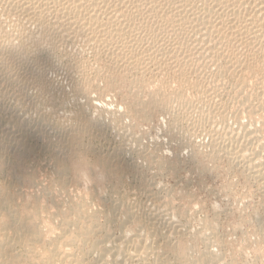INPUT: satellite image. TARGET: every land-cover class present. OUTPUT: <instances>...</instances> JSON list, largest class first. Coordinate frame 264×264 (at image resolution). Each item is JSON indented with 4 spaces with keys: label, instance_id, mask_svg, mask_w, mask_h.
<instances>
[{
    "label": "rangeland",
    "instance_id": "374dc122",
    "mask_svg": "<svg viewBox=\"0 0 264 264\" xmlns=\"http://www.w3.org/2000/svg\"><path fill=\"white\" fill-rule=\"evenodd\" d=\"M11 21H14V22H11ZM11 21H7V25L6 26H9V28H7V30L9 29V31H12L13 30V27L12 28H10L11 27V24L10 23H12V25L14 26V24H16V23H18V21L17 20H14V19H11ZM9 22V23H8ZM16 22V23H15ZM9 24V25H8ZM64 47V46H63ZM63 47H61V48H63ZM60 48V49H61ZM65 48V52L64 51H62L61 50V52H60V50H57V52L56 51H54L55 53H57L58 54V57H61V59L59 58V59H57L58 57L56 56V54L55 53H53V55H51L50 56V53H48L47 51H44L43 53L44 54H41V56H40V58L42 57L43 59L42 60H44V61H42L43 63L44 62H48L47 63V67L46 68H48L47 69V77H49L48 78V81L50 80V78H51V76H53V78H51V82L49 81V84L51 85L50 86V88L52 89H50L49 91V94H50V96L49 97H52L53 98V96L55 97V98H53L54 100H55V103L57 104H59V106H57V107H60L61 106V108L62 109H56V111H57V113L59 112V114L58 115H56V114H53L54 116V118H52L51 116H52V113H50V110H49V108L51 107H49V105H47L48 107H45L46 105L45 104H47L46 102L47 101H45V100H43V97H42V100H41V97L39 98V96L38 95H35V92H37V91H35V89L34 90H32V91H34V92H31V84L30 83H26V79L25 78H23V77H25V72H21V70H19V71H17L16 70V73H15V71H14V75L15 74H17V75H19V76H14V79L12 80V81H14V82H12V81H9V82H6L7 84H8V86L9 85H11V86H9V87H7V84L5 83V82H1V85H2V87L0 88V89H2V90H0V98L1 99H3L2 100V102L0 101V113L2 114H0L1 116V118H3V116H4V119H9L10 117H8V115L9 116H11L12 114L14 115V116H17V115H21V116H23V114L25 115V118L26 117H28L29 116V114L30 113H32L33 111H34V108H31V107H34V104L38 101V102H44L45 101V103H43L42 104V106L44 105V107L42 108V109H44V110H42V114L44 113H47L48 115H49V113H50V117L49 116H47V117H49L48 119H50V120H53V121H50V123H55V121L57 122V119H56V117H59L60 116V118H62V119H65L66 120V118H68V120H66V124H68V125H66L65 124V122L61 125V128L62 129H60V130H58L57 129V135H56V131L54 132L53 130H52V133L54 132V134H52L51 133V136L50 137H47L46 138V136L41 140L40 139V137L38 136V137H32V136H29L28 138L29 139H26L27 141H25L26 143H27V145H29V144H32V146L33 147H35V148H33V149H31L30 151H26V149H25V147L24 146H22V145H20L19 144V142H16V141H12V143L11 142H8V139H6L7 140V142H8V146L11 148H9L7 145V147H6V149H9V150H5L4 148V150H1L0 149V166L2 167V165L4 166V167H2V172H1V175H0V183L2 184H7V185H9V186H11V189L13 188V190H11L10 192H5V195H7L8 196V194H10L9 196L12 198L13 197V195L17 192V194L19 193V195H17V194H15L14 196H15V198L17 197V199H15L16 201H14V204H13V208L15 209V211H16V213H17V215L19 216V217H21L22 219H25V220H27L29 223H31V226H32V224H33V226H34V224L35 223H37V224H35V226L36 227H39L40 229H41V231H43L42 232V235H41V238H40V240L38 241V242H36V244L37 243H40V245L39 244H37V245H35V244H33V245H30L29 246V248H27L28 250H27V253L28 254H31V255H34L35 254V256H31V258H33L34 259V261L32 260V259H30L31 260V263L32 264H36V263H38L39 262V264H40V262L41 261H38V260H40V257L41 258H43V256L45 255V254H47L50 250H52V249H54V250H58V253L60 254V255H62L60 258V262H58V263H60V264H63V263H65V261H66V263L65 264H70L71 262H69V260L73 257V253L75 254L76 252H77V254L76 255H79L80 257H81V259H82V261L84 262V263H86V262H88V263H93L97 258L96 257H98L97 256V251L95 250V248H92V247H94L96 244H97V242H98V245H100V244H102V242H104V243H108L107 241L108 240H111V241H116V240H120V239H122V240H124V239H126V240H128V239H130L129 237H132V234H133V236L136 234V232L138 233V232H140V233H142L143 232V230H145L144 229V227L145 228H147L146 230H145V234H148L147 236L149 237V234H150V237L147 239V240H149V243L151 244V250H153V249H155V250H153L154 252L156 251V253L158 252V254L160 253H162V252H165L166 251V249H167V247H166V243H167V241H168V243L169 244H167V245H169V248H170V246L171 245H175V242H176V245L177 246H179L180 245V243L181 244H183V242L185 243V242H187V241H189V243H185L186 245H189V246H186V248L187 247H189L188 249H189V252H188V257H186V258H184L183 259V262H186V259L188 258V260H193V259H196V260H200L201 258H198V257H202L203 255H204V252L206 251V252H208L209 250V252H211L212 254H214L215 256L217 255V253H219V257L217 256L216 257V259L213 261V263L212 264H216V261H217V264H264V186H262L264 183V178H259L260 180H258V177H256V173H255V171H256V169L255 168H257V167H254L253 168V166L252 165H250V161H249V158H236V156L234 155V148L233 147H231V146H229V148H227V149H225V145H226V138H225V136L221 133V126L222 127H229V125L228 124H230L231 125V129H234L235 128V130H237V132H240V134H241V136H243L245 133H246V129L247 130H251L252 128L254 129L255 127H257V128H255L256 130L257 129H259V131L257 130H255L256 132H258V133H260L259 134V136H261V135H264V111L262 110V109H260V107H259V98L258 99H255V98H257V96H256V91L254 92L253 91V87H252V83H254V78H253V80H247V79H249L247 76H248V74L250 75V73H249V71L248 70H245V71H241V73L239 72V73H237V74H235L236 76H234V78H233V81H237L235 84H233L232 82H230L229 83V81H227L226 82V80H224V79H220V82L217 80V81H214L213 79V76H214V72L216 71V69H215V66H213L212 67V65H211V68H210V66L209 67H203V66H199L198 67V69L197 70H199V68L201 69V71H202V69L205 71H202V72H204V73H202L201 71L199 72L200 73V76H199V73L196 71V73H194V72H192V74H191V76H189L190 78L189 79H187V83H188V85L186 84V82L185 83H181L179 80H180V77L179 76H176V74L174 73V72H170V73H167L164 77H165V79L168 77V75L170 76V77H168V79L170 78V79H172V80H165L164 78V80L163 79H160L161 81L163 80L164 81V83L163 82H161L162 83V85L160 84V80H159V82H158V77H156L154 74H153V71H150V70H144V69H140V68H138V69H133V70H135V71H132L131 69V67L130 66H127L126 65V63H124L123 65H122V63H123V61H120L121 63H120V65H119V63H118V65H116V63L117 62H115L114 60H112V58L110 59L109 58V55H107V54H105V53H100V54H102V57L100 58V54H98L97 52H95V51H93V50H90L91 52H88L89 51V49H87V50H84L83 52H79L80 53V56H79V53L77 52V51H79L78 49H74V48H70V47H64ZM69 49V50H68ZM71 49V50H70ZM72 49H74V50H76V51H74V50H72ZM72 51V52H71ZM67 52V53H66ZM86 52V53H85ZM72 54V55H70V54ZM73 53H74V56H73ZM78 53V54H77ZM83 53V54H82ZM96 53V54H95ZM62 54V55H61ZM67 55V56H65V57H67V58H63V56L64 55ZM77 54V55H76ZM82 54V55H81ZM97 54H98V57H97ZM105 54V55H104ZM47 55L48 56H50V58H48L47 57ZM89 55V56H88ZM107 55V56H106ZM44 56V57H43ZM57 57L56 59H54L55 57ZM71 56V57H70ZM77 56V58L75 59V57ZM106 56V57H105ZM47 57V58H46ZM54 57V58H53ZM74 57V58H73ZM79 57H80V60H79ZM82 57V58H81ZM46 60H45V59ZM53 58V59H52ZM68 58H70V59H68ZM87 58V59H86ZM107 58L108 59H110V61L109 60H107ZM50 59H52V60H59L60 62H61V64H59V62H58V64H59V66H60V68H59V66L58 65H56V66H54L53 68H52V66L50 65V64H52L51 63V61L52 60H50ZM75 59V63H74V61L73 60ZM81 59H82V61H81ZM64 60V61H63ZM71 60H72V62H71ZM77 61V62H76ZM82 62V64H81V62ZM109 61V62H108ZM114 61V62H113ZM52 62H54V61H52ZM62 62H64V63H62ZM68 62V63H67ZM70 62L72 63V65H74V68L72 69V65H70ZM80 64H79V63ZM84 62H86L87 64H85L84 66H83V64H84ZM107 64H105V63ZM46 63H44V64H46ZM50 63V64H49ZM78 63V64H77ZM89 63V64H88ZM67 64V65H66ZM75 64H76V66H75ZM110 64H111V67H110ZM115 66H114V65ZM70 65V66H69ZM79 65V67H77ZM86 65H87V67H89V68H87L86 67ZM94 65V66H93ZM101 65V66H100ZM113 65V66H112ZM122 65V66H121ZM48 66H50L52 69H54V70H52L51 71V68L50 67H48ZM64 66V67H63ZM65 66H66V68H65ZM99 66V67H98ZM116 66L118 67V66H120V67H118V68H116ZM83 67V69L85 68V71L83 70V69H80V68H82ZM96 67H98V68H96ZM101 67V68H100ZM108 67V68H107ZM113 67H115L114 69H113ZM122 67H123V69H122ZM202 67V68H201ZM56 68V69H55ZM77 68H79L78 70H80V71H82V72H80L79 73V71L77 70ZM100 68V69H99ZM103 68V69H102ZM104 68L106 69V70H104ZM112 69V71H114V73H112V71H111V73H110V71H107V70H109V69ZM123 70H121V69ZM126 68H128L130 71H131V74L128 72L127 73V71H128V69H127V71H125L126 70ZM131 68V69H130ZM50 69V70H49ZM69 69H71V70H69ZM88 69H89V71H88ZM98 69V70H97ZM120 69V70H119ZM209 69V70H208ZM67 70V71H66ZM73 70V71H72ZM75 70V71H74ZM143 70V71H142ZM208 70V71H207ZM52 72L51 74H50V72ZM58 71V72H57ZM64 71V72H63ZM70 71V73L72 74H70V73H68ZM101 71V72H100ZM118 71V72H117ZM140 71V72H139ZM145 71V72H144ZM147 71H149L148 73H147ZM207 71V72H206ZM22 73L21 74V76H20V73ZM49 72V73H48ZM76 72V73H75ZM78 72V73H77ZM83 72H85V73H83ZM89 72V74L87 75L86 73H88ZM99 72V74H97ZM103 72V74H101ZM126 74H125V73ZM136 72V73H135ZM212 72V73H211ZM54 73V74H53ZM82 73H83V75H82ZM117 73V74H116ZM120 73H122V74H120ZM143 73V74H142ZM146 73V74H145ZM205 74V76H204V78H203V75ZM206 73H208V74H206ZM245 73H247V76H246V74ZM63 74V75H62ZM77 74V75H76ZM92 74V75H91ZM100 74H101V77H100ZM105 74V75H104ZM106 74L108 75V78H106L107 76H106ZM111 74V76H112V78L114 79V83L112 82V84L111 85H113V87H115V88H113L112 89V86H110L109 85V83L107 84V82H108V79H109V75ZM116 74V75H115ZM130 74V75H129ZM142 74V75H141ZM241 74V75H240ZM56 75V76H55ZM66 75L68 76V77H66ZM80 75V76H79ZM85 75V76H84ZM95 75H96V77H95ZM104 75V76H103ZM117 75H118V77H117ZM123 75H125L124 77H123ZM129 75V76H128ZM134 75V76H133ZM137 75V76H136ZM175 75V76H174ZM201 75H202V78H201ZM207 75V76H206ZM212 75V76H211ZM55 76V77H54ZM73 76L74 77H76V78H74L73 79ZM87 76V77H86ZM106 76V77H105ZM122 76V77H121ZM152 76V77H151ZM153 76H155L156 77V79H154L155 77H153ZM174 76V77H173ZM198 76V77H197ZM16 77V78H15ZM81 79H79V78ZM83 77V78H82ZM94 77L97 79H94ZM100 79H99V78ZM102 77H105V78H103L102 79ZM137 77H139L140 78V81H141V83L139 84V86H138V83H139V78L137 79ZM142 77H144V79L146 80V82L148 83H146V82H144V79L142 78ZM147 77V78H146ZM195 77V78H194ZM212 77V78H211ZM237 77V78H236ZM240 77H241V79H240ZM244 77V78H243ZM247 77V78H246ZM17 78H19V80L17 79ZM20 78H22V79H20ZM61 78V79H60ZM66 78H67V80H66ZM72 80H71V79ZM92 78L93 80H90V79ZM120 80V78H122L121 80H120V83H122V80L125 78L126 79V81L125 80H123V83L124 84H120L119 83V80ZM134 78V79H133ZM178 78V79H177ZM192 78H193V80L195 81V82H193L194 83V85L192 84ZM197 78H199V79H197ZM209 78V79H208ZM211 78V79H210ZM251 78V79H252ZM25 80V84H27V85H25L24 84V80ZM70 79V80H69ZM76 79H78V81H76V82H79V81H81V82H83V79L85 80L84 82H83V84H85V86L86 87H84V93H82V94H80V98H79V102H81V101H83V102H81V104H83V106L85 107H89V109H86V112H87V114H88V117L90 116V115H92V116H94V115H97L96 113L98 112V114L100 115V117H99V115H97V117H99V118H103L102 119V121L104 120L105 122H104V126L103 127H105L102 131H103V133H102V131H101V133H98V134H94L95 132H90L89 134H90V136H88L89 134L88 133H86L85 135L84 134H82V135H77L76 137L74 136V137H71L74 133H70V130H72L75 126H73V125H75L76 123H79L75 118H74V116H76L75 115V110H72V109H75L74 107H76V102L74 103V98L72 97V95L74 96V89H75V85H73V83L75 82V81H73V80H76ZM174 79V80H173ZM191 79V80H190ZM197 79V80H196ZM202 79H204V80H206V81H204L203 82V80ZM243 79V80H242ZM55 80V81H54ZM57 80V81H56ZM60 80V81H59ZM66 80V81H65ZM89 81V83H88V81ZM103 80V81H102ZM115 80L117 81V82H115ZM136 81V82H134V81ZM142 80H143V82H142ZM149 80V81H148ZM156 80V82H154V81ZM177 80V81H176ZM190 80V81H189ZM198 80H200V81H198ZM202 80V81H201ZM208 80V81H207ZM209 80H211V81H209ZM17 81H18V84H17ZM19 81L21 82L20 84H24L23 86H21L20 84H19ZM70 81H73V82H70ZM92 81V82H91ZM93 81H95V82H93ZM106 81V82H105ZM128 81H131V82H128ZM133 81V82H132ZM167 81V82H166ZM212 81H214V82H212ZM247 81V82H246ZM252 81V82H251ZM11 82H12V84H14V85H12L11 84ZM59 82V83H58ZM76 82L74 83V84H76ZM97 82H98V84H97ZM128 82V83H127ZM152 82V83H151ZM180 82V83H179ZM200 82V83H199ZM218 82V83H217ZM240 82V83H239ZM86 83H87V85H86ZM90 83H92V84H90ZM94 83H95V85H94ZM118 83V84H117ZM130 83H131V85H130ZM137 83V84H136ZM145 83H146V87H145ZM151 83V84H150ZM155 83H158L157 85H156V87H158L159 85H160V87L162 88L163 87V90H164V93L166 94V92H167V89L168 88H171L172 90L170 91V89H168V96L170 95V97H171V99L173 100V102H172V100H171V103H173V105L171 104V106L173 107V106H175V107H170L169 108V110L167 109L166 111L167 112H165V110H162L161 111V109H159V110H156V109H151L150 110V112H149V115H148V117L146 118V119H144V118H142L141 119V117H138L137 115H134V114H132L129 110L131 109V107L133 108L135 105H136V107H134V108H137V106H138V110H143L144 108H146V107H148L147 106V104H149L148 102L150 101V93L148 92L149 91V89L151 88H154V85H155ZM166 83V84H165ZM174 83H176V84H174ZM178 83H179V85H178ZM203 83V84H202ZM206 83V85H207V87L208 88H205L206 87V85H204ZM210 83V84H209ZM216 84L217 83V85L219 84V86H218V89H217V87H213V86H215L214 84ZM227 83H229V84H227ZM242 83V84H241ZM251 83V84H250ZM6 85V87H5V85ZM16 84V85H15ZM61 84V85H60ZM122 85V86H120V85ZM134 84V85H133ZM144 84V85H143ZM180 84H181V87L182 88H184L185 87V85H187L186 86V89L184 88V89H182L181 87H179L180 86ZM190 84V85H189ZM196 84V85H195ZM198 84H202L201 86H200V88H199V86L197 87V85ZM213 84V85H212ZM250 85V87H249V85ZM4 85V86H3ZM29 85V86H28ZM53 85V86H52ZM54 85H55V87L56 88H54ZM57 85V86H56ZM88 85H90V86H88ZM95 86V87H91V86ZM108 85L110 86V87H108ZM119 87H118V86ZM153 85V86H152ZM184 85V86H183ZM209 85V86H208ZM216 85V86H217ZM227 85V86H226ZM238 85V86H237ZM240 85H242V86H240ZM244 85V86H243ZM248 85V86H247ZM27 86H28V88H27ZM68 86V87H67ZM96 86H98V87H96ZM133 86H135V87H133ZM137 86V87H136ZM142 86V87H141ZM144 86V87H143ZM149 86V87H148ZM167 86V87H166ZM189 86V88H191V89H187V87ZM194 86H196V87H194ZM246 86V87H245ZM14 89H13V88ZM16 87H18V88H16ZM19 87H20V89L21 88H23V91H24V93H25V95H27V96H25V98L23 97L22 99L21 98H18L17 96H15L16 95V93L14 94L13 92H16L17 91V93H20V89H19ZM61 87H63V89H61V90H63V91H61L60 90V88ZM69 87H72V88H70L69 89ZM74 87V88H73ZM90 87L92 88L91 90H90ZM117 87H118V89H117ZM148 87V88H147ZM159 87V88H160ZM179 87V88H178ZM203 87V88H202ZM210 87V88H209ZM216 88L217 89V92H220V93H218V97H217V99H219L220 101H218L217 100V102L218 103H220V104H223V105H221L223 108H222V111L224 112V114H225V116L227 117L225 120H223V122L221 121L220 122V120H218V117H216V118H213L212 120H211V122L210 121H205L206 123H204V122H200V125H199V122L196 120V117H195V115H196V112H195V110L194 109H197L198 108V105H199V107L200 106H203V105H205V99H204V94L205 93H207L208 91H209V89H210V91L209 92H211V89L212 88ZM230 89H229V88ZM233 87V88H232ZM239 87V88H238ZM242 87H244V88H242ZM252 87V88H251ZM7 88V89H6ZM10 89V91L8 92V90ZM57 88H59L57 91V95L54 93V91L56 92V90L55 89H57ZM64 88H66V89H64ZM88 88V89H87ZM95 88H96V91H92V90H95ZM107 88V90H106V93H105V89ZM110 88V89H109ZM134 88V89H133ZM137 88V89H136ZM178 88V89H177ZM200 89V91H201V94H200V92H198V90ZM221 88V89H220ZM241 88V89H240ZM16 89V90H15ZM32 89H33V86H32ZM85 89H87V91L89 92V94L91 93V95H89L88 96V93H87V91L85 90ZM116 89H117V91H116ZM150 89V90H151ZM194 89V90H193ZM197 91H196V90ZM205 89H207V90H205ZM243 89V90H242ZM252 89V90H251ZM6 91V92H4V94H5V97H4V94H3V91ZM19 90V91H18ZM27 90H29V91H27ZM64 90H65V92H64ZM67 90V91H66ZM98 90V91H97ZM101 90V91H100ZM103 90V91H102ZM143 90V91H142ZM146 90H148L147 92H146ZM166 90V91H165ZM176 92H175V91ZM179 90V93H180V95L183 97H181L180 95H179V93L177 92ZM183 91V92H181V91ZM204 90V91H203ZM219 90H221V91H219ZM239 90V91H238ZM246 90V91H245ZM250 90V91H249ZM2 91V92H1ZM27 91V92H26ZM72 91V92H71ZM91 91V92H90ZM145 91V92H144ZM188 91H189V93H188ZM207 91V92H206ZM236 91V92H235ZM252 91V92H251ZM10 92H11V94H10ZM52 92V93H51ZM61 94H60V93ZM69 92V93H68ZM87 94H86V93ZM99 92V93H98ZM111 92V93H110ZM134 92H135V94H134ZM144 92V93H143ZM172 92V93H171ZM186 92V93H185ZM204 92V93H203ZM259 92V91H258ZM1 93L3 94V96L1 95ZM9 94V96H8V94ZM30 95V96H28V94ZM34 93V94H33ZM65 93V96L67 97V94H68V96L70 97L69 99H68V97H67V99H66V97L64 96V95H62V94H64ZM72 95H71V94ZM100 93L102 94V96L100 95ZM140 93H143L142 95H145L144 97L143 96H141V95H139ZM188 93V94H187ZM239 93V94H238ZM252 93V94H251ZM13 94V95H12ZM37 94V93H36ZM47 94H48V92H47ZM46 94V95H47ZM48 94V95H49ZM52 94V95H51ZM54 94V95H53ZM86 94V95H85ZM106 95V97H105V95ZM109 94V95H108ZM146 94H149V95H146ZM166 94V95H167ZM196 94V95H195ZM61 95V96H60ZM83 95V96H82ZM98 95V96H97ZM133 97H132V96ZM185 95V96H184ZM186 95H189L191 98V100H188L189 99V96H186ZM245 95V96H244ZM251 95V96H250ZM258 95V94H257ZM7 96V97H6ZM11 96V97H10ZM13 96H14V98H13ZM33 96H36V97H33ZM37 96H38V98H37ZM86 96V97H85ZM132 97V98H130V97ZM138 96V97H137ZM149 96V97H148ZM178 96V97H177ZM199 97V98H197V97ZM201 96H202V99H201ZM206 96H207V94H205V98H206ZM223 96V97H222ZM229 96V97H228ZM239 96V97H238ZM249 96V97H248ZM17 97V98H16ZM29 99H28V98ZM88 97V98H87ZM95 97H97V98H95ZM101 97V98H100ZM176 97L178 98V99H176ZM179 97H181V98H179ZM186 97H188V99L186 98ZM251 97V98H250ZM253 97H254V99H253ZM6 98V99H5ZM9 98V99H8ZM12 98V99H11ZM33 100V102L31 103V99ZM35 98V99H34ZM57 98V99H56ZM61 98V99H60ZM63 98H65V99H63ZM100 98V99H99ZM136 98V99H135ZM137 98H139V99H137ZM142 98H144V99H146V100H144V99H142ZM149 98V99H148ZM174 98V99H173ZM194 98V99H193ZM237 98H239V99H237ZM0 99V100H1ZM18 99V100H17ZM23 99H25V100H23ZM73 99V100H72ZM106 99V100H105ZM130 99H132V101L130 100ZM133 99H135V100H133ZM147 99L149 100V101H147ZM180 99V100H179ZM192 99H193V101H192ZM201 99V100H200ZM204 99V100H203ZM236 99V100H235ZM18 102H17V101ZM20 100V101H19ZM27 100V101H26ZM36 100V101H35ZM41 100V101H40ZM62 100V101H61ZM91 101V102H89L88 103V101ZM95 100V101H94ZM142 101V104H140L139 102H141ZM181 100H186V102H185V105L187 104V105H191V106H189V109H188V107L186 106V108H185V105H184V103H182V105H181ZM189 102H188V101ZM196 102H195V101ZM207 101H206V104L208 103V100H209V96L207 97V99H206ZM240 100V101H239ZM254 100V101H253ZM3 101H4V103H3ZM21 101H24V102H21ZM29 101V103H27ZM58 101V102H57ZM60 101V102H59ZM69 101V102H68ZM70 101H71V104H70ZM86 101V102H85ZM143 101H145V102H143ZM178 102V104H179V108H177V106L176 105H178V104H176V105H174L175 103H177ZM198 101H199V103H198ZM201 101V102H200ZM204 101V102H203ZM223 101V102H222ZM20 102V103H19ZM63 103V105H65V106H63V105H61L62 103ZM93 102H95V103H93ZM109 102V103H108ZM135 102H137V103H135ZM190 102H192V103H190ZM193 102L195 103V104H193ZM227 102V103H226ZM241 102V103H240ZM250 102V103H249ZM16 103H19V104H17L16 105ZM69 103V104H68ZM135 103V104H134ZM147 103V104H146ZM202 103H204V104H202ZM229 103V104H228ZM244 103V104H243ZM253 103V105H258L256 108H258V109H256V110H254V111H249L250 110V108H249V105L250 104H252ZM256 103V104H255ZM24 104V105H23ZM86 104V105H85ZM105 106H107L108 108L110 107H112L113 109L116 107V109L117 110H119V113H120V115H123L124 116V118H123V122H124V125L126 124V125H128L129 127L132 125V123L133 122H135V125H137V126H131L130 128H128V126H124V125H122V124H119L120 122H112L111 121V118L109 117V116H107L106 114V112H104L103 110L101 111V109H104L105 107H104V105ZM106 104H108V105H106ZM197 104V105H196ZM20 107H19V106ZM28 105V107L26 108V106ZM33 105V106H32ZM70 105V106H69ZM73 105V107H71ZM75 105V106H74ZM92 105V106H91ZM95 105H100V106H96L95 107ZM132 105V106H131ZM134 105V106H133ZM141 105V106H140ZM145 105V106H144ZM238 105V106H237ZM245 105V106H244ZM17 106V107H16ZM23 106H25V107H23ZM31 106V107H30ZM180 106L181 107H184L185 109H187V110H185L184 108V110L181 108L180 109ZM195 106H196V108H195ZM230 106V107H229ZM2 107V108H1ZM31 109H30V108ZM69 107H71V108H69ZM94 107V108H93ZM98 107V108H97ZM99 107H101V108H99ZM102 107H104V108H102ZM139 107H140V109H139ZM144 107V108H143ZM190 107H192V108H190ZM245 107V108H244ZM247 107V108H246ZM65 108H66V111H65ZM68 108V109H67ZM95 108H97V110L95 109ZM111 108V109H112ZM172 108V109H171ZM174 108H176V111H175V109ZM244 108V109H243ZM22 109H23V111H22ZM29 109V110H28ZM70 109V110H69ZM76 109H77V107H76ZM136 109V110H137ZM190 109H192V110H190ZM224 109V110H223ZM231 109V110H230ZM249 109V110H248ZM17 110H19V111H17ZM20 110H21V112L23 113H21L20 112ZM25 110H26V112H28V114L25 112ZM32 112H31V111ZM46 110V112H44ZM62 110V111H61ZM71 111V112H69V111ZM128 110V111H127ZM173 111V112H175V113H171V111ZM179 110H181V111H179ZM237 110V111H236ZM18 113H16V112ZM74 111V112H73ZM156 111H158V112H156ZM164 111V112H163ZM168 111H169V113H168ZM180 113H178V112ZM188 114V115H186V113ZM189 111V112H188ZM192 111V112H191ZM194 111V112H193ZM226 111V112H225ZM237 113H236V112ZM241 111V112H240ZM261 111V112H260ZM6 112V113H5ZM13 112V113H12ZM20 112V113H19ZM60 112H61V115H60ZM100 112V113H99ZM127 112H129V113H127ZM182 112H184L183 113V115H185V116H182ZM190 112L194 115H191L190 114ZM240 112V113H239ZM243 112V113H242ZM245 112V113H244ZM9 113V114H8ZM26 113V114H25ZM64 113H65V116H64ZM69 113H70V116H67V115H69ZM71 113H73V114H71ZM161 113V114H160ZM164 113V114H163ZM167 113V114H166ZM171 113V114H170ZM228 113V114H227ZM234 113H236V114H234ZM256 113V114H255ZM4 114V115H3ZM104 114V115H103ZM131 114V115H130ZM152 114V115H151ZM189 114H190V116H189ZM234 114V115H233ZM259 114L261 115V116H259ZM7 115V116H6ZM13 115L11 116V117H13ZM28 115V116H27ZM63 115V116H62ZM125 115H127V116H125ZM134 115V116H133ZM165 115V116H164ZM169 115V116H168ZM236 115H238L237 116V118L238 119H242V121H241V119H240V121L235 117ZM251 115H253L254 117H252ZM257 117H256V116ZM92 116H90V118H92ZM102 116V117H101ZM137 116V117H136ZM150 116V117H149ZM179 116H181L182 118H179ZM189 116V117H188ZM64 117V118H63ZM70 117V118H69ZM94 117H96V116H94ZM93 117V118H94ZM125 117L127 118V119H125ZM191 117V118H190ZM195 117V118H194ZM256 117V118H255ZM259 117V118H258ZM71 118H73V119H71ZM132 118V119H131ZM133 118L135 119V120H137V121H133ZM231 118V119H230ZM55 119V120H54ZM71 119V120H70ZM138 119H139V121H138ZM192 119H194L193 121H192ZM65 120H63V121H65ZM73 120V121H72ZM187 120V121H186ZM218 120V121H217ZM227 120V121H226ZM230 120V121H229ZM233 120V121H232ZM68 121V122H67ZM128 121H129V123H128ZM144 121V122H143ZM146 121V122H145ZM170 121V122H169ZM180 121V122H179ZM215 123H214V122ZM227 123H226V122ZM71 122V123H70ZM126 122V123H125ZM130 122H132L131 123V125H130ZM198 122V123H197ZM217 122V123H216ZM222 123V124H220V123ZM241 122V123H240ZM253 122V123H252ZM47 123H48V121H47ZM75 123V124H74ZM107 123H108V126H107ZM191 123H193V124H191ZM225 123V124H224ZM233 123H234V125H233ZM245 124V126L244 125H242V124ZM246 123H247V125H246ZM254 123H255V125H254ZM70 124V125H69ZM71 124H73V125H71ZM115 124V125H114ZM116 124H117V126H116ZM134 124V123H133ZM183 124V125H182ZM188 124V125H187ZM196 124V125H195ZM201 124H203V125H201ZM207 124V125H206ZM223 124H224V126H223ZM241 124V125H240ZM251 124H252V126H254V127H252L251 126ZM45 125H49V124H45ZM43 126V127H45V130H47V131H49V132H51L50 130H51V127L53 126V124L52 125H50V127L48 126ZM65 125V126H64ZM111 125H114V126H111ZM120 125H122L121 127L123 128H121V127H119ZM177 127H176V126ZM194 127H193V126ZM236 125V126H235ZM238 125V126H237ZM242 126V128L244 127H248V126H250V127H252V128H250V127H248V128H245V129H242L240 126ZM68 126H70L69 128H68ZM175 126V127H174ZM181 126V127H180ZM183 126V127H182ZM190 126V127H189ZM192 126V127H191ZM198 126V127H197ZM54 127H56L57 128V126H54ZM64 127H66V129L64 128ZM71 127H73V128H71ZM109 127H110V129H109ZM121 128V131H120V129L119 128ZM125 127V128H124ZM133 127H135V129L133 128ZM170 127V128H169ZM201 127V128H200ZM206 127V128H205ZM214 127V128H213ZM50 128V129H49ZM71 128V129H70ZM113 128V129H112ZM132 128V129H131ZM167 128V129H166ZM189 128V129H188ZM190 128H192L191 130H190ZM195 128V129H194ZM197 128V129H196ZM49 129V130H48ZM64 129V130H63ZM119 129V131H117ZM125 129H127V130H125ZM171 129V130H170ZM174 129V130H173ZM187 129V130H186ZM203 129V130H202ZM252 129V130H253ZM63 130V131H62ZM68 130V131H67ZM125 131V133H124V131ZM135 130H136V132H135ZM176 130H177V132H176ZM206 130V131H205ZM241 130H242V132H241ZM263 130V131H262ZM59 131V132H58ZM61 131V132H60ZM133 131V132H132ZM190 131V132H189ZM192 131V132H191ZM67 132V133H66ZM120 132L123 134H121V136H120ZM127 132H128V134L130 135H128L127 134ZM170 132V133H169ZM210 132V133H209ZM64 135H66L67 134V137L66 136H64ZM66 133V134H65ZM97 133V132H96ZM105 133V134H104ZM107 133V134H106ZM118 133H119V135H118ZM180 133V134H179ZM188 133V134H187ZM198 133V134H197ZM214 133V134H213ZM217 133V134H216ZM62 134V135H61ZM69 134H71V135H69ZM126 134V135H125ZM143 134V135H142ZM243 134V135H242ZM247 134V133H246ZM59 135H60V137H59ZM100 135H101V138H100ZM105 135V136H104ZM142 135V136H141ZM173 135V136H172ZM182 135V136H181ZM209 135V136H208ZM214 137V138H212V136ZM252 135H256V134H252ZM70 136V137H69ZM80 136L81 137H84V138H80ZM98 138H96V137ZM103 136V137H102ZM126 136H127V138H130V140L129 139H127V140H129V142H130V144H129V142L128 141H126V142H124L123 143V141H125L126 140ZM181 136V137H180ZM217 136V137H216ZM224 136V137H223ZM31 137L32 138H34V139H31ZM54 137V138H53ZM63 137H65V138H63ZM69 137V138H68ZM91 137H93V139L91 138ZM124 137V138H123ZM132 137V138H131ZM39 139L37 142H36V140L37 139ZM74 138V139H73ZM77 138L79 139V140H77ZM91 138V139H90ZM95 138V139H94ZM124 140H123V139ZM175 138V139H174ZM31 139V140H30ZM36 139V140H35ZM46 140V141H44V143L45 144H49L50 142V146H53V143H55L54 144V146L53 147H51L50 148V146L49 145H46L47 146V149H46V146H44L45 144H43V140ZM54 139V140H53ZM60 139V140H59ZM66 139V140H65ZM69 139H72V142H71V140L69 141ZM85 139V140H84ZM101 139V140H100ZM180 139V140H179ZM243 139V138H242ZM6 140H5V142H6ZM33 140V141H32ZM41 140V141H40ZM47 140H49V142H47ZM78 142H77V141ZM94 140V141H93ZM178 140V141H177ZM222 140V141H221ZM262 139H260V141H261ZM63 141H64V143H63ZM67 141V142H66ZM74 141H76V143L74 142ZM81 143H80V142ZM84 143H83V142ZM93 141V144L91 143ZM144 141V142H143ZM199 143H198V142ZM224 141V142H223ZM28 142H29V144H28ZM41 142H42V145H41ZM53 142V143H52ZM69 142V143H68ZM128 142V143H127ZM131 142H132V144H131ZM176 142H178V143H176ZM186 144V146H185V144ZM14 143V144H13ZM19 145H18V144ZM62 143H63V145H64V148L62 147L63 145H62ZM73 143V144H72ZM78 143H80L79 145H81L82 143V145L81 146H79L78 145ZM120 143V145H118ZM122 143V144H121ZM141 143V144H140ZM188 143H189V145H188ZM198 143V144H197ZM203 143V144H202ZM219 143V144H218ZM11 144V145H10ZM14 145V147H16V148H13V145ZM16 144V145H15ZM37 144V145H36ZM66 144H68L67 145V147H68V150H69V152H68V150H67V152L65 151L66 150ZM70 144H72V145H70ZM77 144V145H76ZM89 144V145H88ZM146 144V145H145ZM217 144V145H216ZM255 144V143H254ZM254 144H253V147H254ZM261 144V143H260ZM39 145V146H38ZM55 145H57V146H55ZM62 145V146H61ZM73 145H74V147H78V148H74L73 147ZM92 145V146H91ZM96 145V146H95ZM127 145V146H126ZM129 145V146H128ZM142 145V146H141ZM178 145H179V147H178ZM182 145V146H181ZM184 145V146H183ZM204 145V146H203ZM223 145V146H222ZM258 145V143L256 142V144H255V146H257ZM19 146V147H18ZM37 146V147H36ZM41 146V147H40ZM59 146V147H58ZM85 146H86V148H85ZM87 146H88V148H87ZM108 146V147H107ZM131 146L134 148V150H136L135 152H134V150H133V148H131ZM135 146V147H134ZM143 146H145V147H143ZM157 146V147H156ZM194 146V147H193ZM215 146H216V148H218V149H216L215 148ZM18 147V148H17ZM23 147V148H22ZM58 147V148H57ZM66 147V148H65ZM70 147V148H69ZM80 147V148H79ZM82 147V148H81ZM89 147H90V151H89ZM97 148L96 150L97 151H95V149H93V148ZM118 147V149H116ZM127 147V149H125ZM128 147L129 148H131V149H128ZM138 147V148H137ZM201 147V148H200ZM223 149H222V148ZM41 149L42 150V152H40L41 150H39V149ZM52 148H55V149H53L52 150ZM59 148H62L65 152L63 153V151H62V149H59ZM85 149V150H81V149ZM109 148V149H108ZM121 148V149H120ZM124 148V150H122ZM146 148V149H145ZM158 148V149H157ZM191 148V149H190ZM233 148V149H232ZM17 149V150H16ZM20 150V152H19V150ZM21 149H23V150H21ZM48 149H51V152H50V150H48ZM73 149V150H72ZM76 151H75V150ZM78 149H80L79 151H78ZM94 151V153H93V151ZM139 149H141V150H139ZM195 150V149H197V152H199V150H200V154L198 153L197 155H198V157H197V155H196V151H193V150ZM216 149V150H215ZM231 149V150H230ZM14 150H15V153H14ZM38 150V151H37ZM87 150V151H86ZM110 150V151H109ZM121 150V154H120V152L119 151ZM145 150H147V151H145ZM158 150V151H157ZM160 150V151H159ZM212 150H215V151H213V152H215V154H213V152H212ZM217 150H222V151H220V152H218ZM5 153H4V152ZM10 151V152H9ZM13 151V152H12ZM57 151V152H56ZM62 152L63 153V155H62V157L61 158H64L65 157V155H66V159L64 158V160L65 161H68L69 163H68V165H69V167H68V169H67V171H66V174L64 175L66 178H67V183L66 184H68V185H66V184H62L61 183V181H59L58 182V180H61V175H59V171H58V168H57V166L55 167V165H56V163H53V162H55V157H59L60 158V156H61V154H60V152ZM73 151H74V153H73ZM87 153H86V152ZM89 151V152H88ZM124 151H127V152H124ZM128 151H129V153H128ZM132 151V152H131ZM193 151V152H192ZM228 151V152H227ZM3 152V153H2ZM10 153L9 155L7 154V153ZM19 152V153H18ZM24 152V153H23ZM30 152H32V153H30ZM33 152H35V153H33ZM39 152V153H38ZM53 152V153H52ZM70 152H72L71 153V155H70ZM79 152H83V153H81L83 156H85L86 155V157L85 158H80L79 156H81V157H83ZM93 154H92V153ZM95 152H98V154L96 153L95 154ZM114 152V153H113ZM118 154H117V153ZM138 152H139V154H138ZM141 152V153H140ZM143 152H144V154H146V156L145 155H143ZM147 152V153H146ZM163 152V153H162ZM206 152V153H205ZM12 153H14V154H12ZM51 153V154H50ZM67 153V154H66ZM77 153H78V157H76L77 156ZM84 153H86L85 155H84ZM102 153V154H101ZM105 153V154H104ZM123 153V154H122ZM125 153V154H124ZM151 153H152V155L153 156H156V157H153L152 155H151ZM154 153V154H153ZM162 153V154H161ZM165 153V154H164ZM194 153V156L192 155ZM210 153V155H208ZM220 153H221V155H220ZM232 153V154H231ZM15 154H16V156H15ZM21 154V155H20ZM23 154V155H22ZM28 154V155H27ZM40 156H39V155ZM47 156H49L50 158H48V156L46 157L45 155ZM56 154H58V155H56ZM69 154V155H68ZM100 154L101 155H103V156H101V157H104V158H107L108 160H109V162H111L112 164L111 165H113L112 167L113 168H111L114 172H108L105 168H106V166L105 165H98V163H97V158L98 157H100ZM108 155V156H105V155ZM109 154L111 155L110 157H109ZM119 154H120V156H119ZM148 154H149V156H148ZM202 154V157L200 156ZM219 156H218V155ZM231 154V155H230ZM4 155H5V157L6 158H4ZM8 155V156H7ZM28 156V158H27V156ZM52 155L54 156V157H52ZM67 155H68V158H67ZM74 155H75V157H74ZM96 155V156H95ZM116 155H118V156H116ZM123 155H124V158L123 159H121L122 157H123ZM141 155V156H140ZM151 155V156H150ZM168 155V156H167ZM192 155V156H191ZM204 155H207V156H204ZM217 155V156H216ZM223 155V156H222ZM18 156V157H17ZM19 156H20V158H19ZM25 156V157H24ZM43 156L45 157V159L43 158ZM64 156V157H63ZM70 156V157H69ZM113 156H115V158L116 157H119V158H114ZM128 156V157H127ZM134 156V157H133ZM145 158H144V157ZM165 156H167L166 158H165ZM213 156V157H212ZM235 156V157H234ZM9 157H10V159H9ZM23 157V158H22ZM71 157H73V158H71ZM112 157V158H111ZM157 157H159L158 158V160H156L157 159ZM169 157V158H168ZM191 157H193V158H191ZM197 157V158H196ZM215 157V158H214ZM218 157V158H217ZM1 158H3V163L1 164ZM16 158V159H15ZM20 159V161H19V159ZM25 158V160H23ZM76 158V159H75ZM96 158V159H95ZM210 158V159H209ZM221 158V159H220ZM9 159V160H8ZM51 161V159H53L51 162L49 161V160ZM71 159H73V160H71ZM79 159V160H78ZM84 159V160H83ZM106 159V160H107ZM115 160V162H116V165L117 166H119V167H116V165H115V162H114V160ZM118 159V160H117ZM150 159V160H149ZM155 159V160H154ZM161 159H164V160H161ZM175 159H177L176 161H174ZM193 159V160H192ZM198 159V160H197ZM261 160H263L262 158H260ZM18 160V161H17ZM22 160V161H21ZM80 160H83V161H80ZM94 160H96V162L94 161ZM120 160V161H119ZM142 160V161H141ZM144 160V161H143ZM169 160V161H168ZM172 160V161H171ZM259 160V159H258ZM6 161H8L7 163H6ZM11 161V162H10ZM14 161V162H13ZM49 161V162H48ZM124 161V163H126L125 164V166H124V163L122 164L123 165V167H125L124 169H123V167H122V165L120 164V163H122ZM135 161L137 162V165H136V163H135ZM146 161V162H145ZM156 161H158V162H156ZM168 161V162H167ZM198 161V162H197ZM200 161V162H199ZM205 161H206V163H205ZM230 163H229V162ZM235 161V162H234ZM17 164H16V163ZM19 162V163H18ZM119 162V163H118ZM155 164H154V163ZM163 162V163H162ZM172 163V162H174V163H172L170 166H169V163ZM176 162H177V164H176ZM232 162V163H231ZM234 162V163H233ZM239 162V163H238ZM248 162V163H247ZM21 163V164H20ZM91 163H92V165L93 164H97V165H91ZM114 163V164H113ZM127 163H129V164H127ZM133 163L135 164V165H133ZM159 163V164H158ZM167 163V164H166ZM201 163H202V165H201ZM210 163H211V165H210ZM214 163V164H213ZM90 164V165H89ZM120 164V165H119ZM141 166H140V165ZM145 164V165H144ZM209 164V165H208ZM115 165V166H114ZM132 165V166H131ZM165 165H167V166H165ZM172 165H175L176 167L175 168H173L172 167ZM206 165V167H204ZM250 165V166H249ZM263 165V163L261 164V166ZM52 166V167H51ZM54 166V167H53ZM91 166V167H90ZM105 168H104V167ZM121 166V167H120ZM134 166V167H133ZM201 166H203V167H201ZM212 166H214V167H212ZM220 166V167H219ZM6 167V168H5ZM35 167H36V169H35ZM93 167V168H92ZM114 167H115V169L117 168V170H115L114 169ZM207 167H209L208 169H207ZM263 167V166H262ZM128 168V169H127ZM131 168H132V170H131ZM137 168H139V169H137ZM202 168H206L204 171H202L203 169ZM246 168V169H245ZM119 169H121L120 171H119ZM209 169H211L210 171H209ZM35 170V171H34ZM57 170V171H56ZM123 170V171H122ZM128 170V171H127ZM130 170V171H129ZM134 170H136V172H137V174H139V175H137L136 174V172L134 171ZM137 170H140V171H137ZM213 170V171H212ZM250 170H252V171H250ZM255 170V171H254ZM6 171V172H5ZM34 171V172H33ZM124 171H126L125 172V174H124ZM131 171H133V172H131ZM206 171H207V173H206ZM4 172V173H3ZM128 172V173H127ZM134 172H135V174H134ZM139 172V173H138ZM142 172V173H141ZM33 175H32V174ZM133 173V174H132ZM131 175V176H129V177H127V175ZM250 174V175H249ZM31 175V176H30ZM125 175V176H124ZM252 175V176H251ZM58 176V178H56ZM136 176V177H135ZM138 176V177H137ZM146 177V178H144V177ZM54 177V178H53ZM132 177H134V178H132ZM253 177V178H252ZM56 178V179H55ZM60 178V179H59ZM68 178H70V179H68ZM131 178L134 180V182L131 180ZM136 178H139V179H137L138 181H136ZM146 180V184H144V179ZM149 178V179H148ZM143 179V180H142ZM68 180H71V181H68ZM114 180H116V181H114ZM142 180V182H140ZM257 180V181H256ZM261 180H263V182H260ZM13 182V184H12V182ZM54 181H56V182H54ZM118 181V182H117ZM137 183H136V182ZM7 182V183H6ZM68 182H70V183H68ZM117 182V183H116ZM119 182H121V183H119ZM130 182V183H129ZM149 182V183H148ZM259 184H258V183ZM57 183V184H56ZM59 183V184H58ZM115 183V184H114ZM123 183V184H122ZM141 184V186H140V184ZM143 183V184H142ZM151 183V184H150ZM0 184V185H1ZM60 184L62 185V186H64V187H62V186H60ZM118 184V186H116ZM119 184H120V187H119ZM124 184H126V185H124ZM129 184V185H128ZM136 184V185H135ZM149 184V185H148ZM131 185V186H130ZM146 187H145V186ZM66 186V187H65ZM126 186V187H125ZM136 186V187H135ZM139 188H138V187ZM143 186L145 187V191H148L147 192V194H146V192H144V190L142 189L143 188ZM153 187V188H150V191L148 190L149 188L148 187ZM259 186V187H258ZM118 187V188H117ZM123 187V188H122ZM132 187H134L133 189L134 190H136V189H139V190H136L137 191V193H135V191H133V189H132ZM140 187H142V188H140ZM136 188V189H135ZM146 188H147V190H146ZM260 188H261V190H260ZM115 189V190H114ZM124 189V190H123ZM142 189V190H141ZM119 190V191H118ZM152 190V191H151ZM121 191V193L119 194L118 192H120ZM126 191H127V193H126ZM129 191H131V193L129 192ZM156 191V192H155ZM114 192V193H113ZM117 192V193H116ZM133 192V193H132ZM142 192V193H141ZM4 194L3 192H0V194ZM77 193H78V195H80L79 197H78V195H77ZM112 193V194H111ZM130 194V196H129V194ZM134 193L136 194V196H137V198L135 197V195H134ZM141 193V194H140ZM145 193V194H144ZM148 193H149V196H148ZM151 193V194H150ZM156 193V194H155ZM262 193V194H261ZM13 194V195H12ZM74 194V195H73ZM120 196H119V195ZM122 194H124L123 196H122ZM152 194L154 195V196H152ZM17 195V196H16ZM115 195L117 196L116 198H115ZM133 195V196H132ZM139 195V196H138ZM151 195V196H150ZM157 195V196H156ZM159 195V196H158ZM169 196V199L167 198L168 196ZM20 196V197H19ZM78 198H77V197ZM128 196L130 197V198H128ZM156 196V197H155ZM72 199H70V198ZM75 197V198H74ZM83 197H85V198H83ZM119 197V198H118ZM122 197V198H121ZM133 197V198H132ZM135 197V198H134ZM155 197V200L153 199V198ZM158 197V198H157ZM163 197L165 198L164 200L165 201H170V204H169V201L166 203V202H164V200H163ZM173 199H172V198ZM82 199V201H81V199ZM116 199V202L117 201H120V203H116L115 202V199ZM121 198V199H120ZM124 198L126 199V200H124ZM151 198V199H150ZM159 198H162L161 199V201H160V199ZM168 200H167V199ZM171 198V199H170ZM63 199V200H62ZM70 199V200H69ZM74 199V200H73ZM75 199H79L78 201H76ZM85 199V200H84ZM130 199V200H129ZM137 199V202L135 201ZM21 200H22V202H21ZM131 200H133V201H131ZM157 200V201H156ZM163 200V201H162ZM171 200L173 201V200H175V201H173V202H171ZM61 201V202H60ZM63 201H65L66 203L64 204V202ZM72 201H75V202H79V201H81L80 203H87V204H85L86 206H85V213H87L86 215L84 214V216H82L83 218H84V222H86V221H90V223L91 222H93L94 224H92L91 223V225H90V223H89V225H87L86 223H88V222H86V223H84L83 222V218H80L79 217V215L76 213V216H75V213L74 212H71V210H70V208H69V203L70 202H72ZM87 201V202H86ZM132 203H131V202ZM155 201V202H154ZM158 201H159V203H161V204H165L164 206L163 205H161V204H159L158 203ZM59 202V203H58ZM123 202V203H122ZM127 202H130L131 203V205H130V203H127ZM140 204H139V203ZM19 203V204H18ZM61 203H63V204H61ZM117 204V205H115V204ZM125 203H126V205H125ZM137 203V204H136ZM158 204V206L159 207H161L162 206V210L164 211V209H168V208H172L173 210H175V208L177 207V210L178 209H182V211H181V209L179 210L180 212H179V215L177 216V219H179L178 220V223L179 224H181L180 225V227H179V230L177 231L178 232V234H179V232H181L180 233V235L178 236V234H176V233H174L175 231H172V230H168V228H166V227H164L163 225L161 226V229L163 230V227H164V230L163 231H167V232H169V233H167V236H164L163 235V237H162V235L159 237L158 236V242L160 243V242H163V243H158V242H156L157 241V239H156V234H154V230L153 229H150L149 227L150 226H148L147 225V223L146 224H144L143 226H142V224H138V226H133V225H130V224H125L124 223V221H123V219H125V217H124V214L123 213H121L120 215H119V213L122 211V209L124 208V207H130V208H134V206H135V208L133 209L134 211L136 210L138 213L140 212V214L142 215L143 214V211H144V209H146L145 211H144V214L146 215L147 213H149L150 211L151 212H153L154 210L155 211H157V210H161V208L159 209V207L157 206V204ZM171 203H173V204H171ZM17 204V205H16ZM119 204H121V205H119ZM133 204H136V205H133ZM152 204H154L155 206H153ZM169 204V205H168ZM66 205H68V206H66ZM88 205H89V207H88ZM111 205H112V207H114V205L115 206H122V207H120L119 209L121 210L118 214H117V212H108V210L109 209H111L112 207H111ZM129 205V206H128ZM132 205H133V207H132ZM142 206V208H141V206ZM161 205V206H160ZM171 205H174V208H173V206H171ZM176 205V206H175ZM15 206V207H14ZM59 206V207H58ZM63 206V207H62ZM104 206V207H103ZM138 206V207H137ZM156 207L157 206V208H154V209H152V208H149V207ZM166 206V207H165ZM69 208V209H66V208ZM88 207V208H87ZM147 207H148V209H150L148 212H147ZM92 208V209H91ZM106 208V209H105ZM137 208V209H136ZM138 208H140V211H139V209ZM144 208V209H143ZM60 209V210H59ZM62 209H63V211H62ZM64 209H66V211H64ZM125 209V208H124ZM143 209V210H142ZM88 210H89V213L91 214H89L88 213ZM104 210V211H103ZM170 211H171V209H169ZM168 210V211H169ZM177 210H175V211H177ZM185 210V211H184ZM59 211V212H58ZM67 211H69V212H67ZM93 211V212H92ZM95 211V212H94ZM105 211H107V212H105ZM142 211V212H141ZM154 211V212H155ZM166 211V210H165ZM56 212H57V214H56ZM184 212V213H183ZM59 213H60V215H59ZM68 215H67V214ZM109 213V214H108ZM114 213V214H113ZM61 214H63V215H61ZM73 214H74V217H73ZM89 214V215H88ZM106 214H107V216H106ZM143 214V216H145ZM182 214V215H181ZM184 214V215H183ZM95 217H94V216ZM111 215V216H110ZM116 215V216H115ZM117 215L119 216L118 218H117ZM90 216V217H89ZM115 216V217H114ZM69 217V218H68ZM78 217V220H76L75 218H77ZM91 217L93 218V219H91ZM180 217V218H179ZM111 218V219H110ZM184 218V219H183ZM1 219V218H0ZM89 219V220H88ZM110 219V220H109ZM112 219H115V221L114 220H112ZM116 219H118V220H116ZM122 219V220H121ZM212 220L213 222H215V228L213 227H211L210 228V225L208 224V221L209 220ZM74 220L76 221V222H74ZM215 220V221H214ZM77 221H79V222H77ZM120 221H122L123 223H122V227H121V222ZM212 221H209V222H212ZM33 222H35V223H33ZM75 223V224H74ZM83 223V225H81ZM187 223V224H186ZM72 224V225H71ZM118 224V225H117ZM39 225V226H38ZM69 225H70V227H72L73 229H71L70 227H69ZM79 225V226H84V228H80V231H78L79 230V228H77V226ZM86 225L90 228V231L89 232H91V231H93L92 233H90V234H88V235H86V234H84V232H83V230L86 228ZM106 225V226H105ZM109 225H111V226H109ZM129 225H130V227H132V229L130 228V231L128 230L129 228ZM147 227H146V226ZM66 226H68V228L66 227ZM127 227V229L125 228V227ZM139 226H141V227H139ZM67 228V229H65V228ZM74 227L76 228V229H74ZM106 227V228H105ZM137 227V228H136ZM60 228H64V230H62V229H60ZM108 228V229H107ZM134 228H136V229H138V231L135 229V231L133 230ZM140 228H142L141 230H142V232H141V230H139ZM185 230H184V229ZM187 228V229H186ZM68 229H70V230H68ZM87 229V228H86ZM124 229V230H123ZM149 229V230H148ZM160 228H159V230H161ZM65 230H67V231H65ZM104 230H106V231H104ZM151 230V231H150ZM160 231V232H163V231ZM181 230V231H180ZM72 233V237H69V236H71V233ZM74 231V232H73ZM76 231L78 232V233H76ZM125 231V232H124ZM134 231L135 233H132V232ZM149 231V232H148ZM171 231L174 233H171ZM186 231V232H185ZM63 232H64V235H63ZM66 232H69V233H67L66 234ZM81 232V233H80ZM153 233V235H151V233ZM187 233L186 235L187 236H185V238H182V236L184 237V235H182L183 233ZM59 233H61V235L59 234ZM144 233V232H143ZM164 233V232H163ZM44 234V235H43ZM75 234V235H74ZM77 234V235H76ZM92 234V235H91ZM120 234V235H119ZM126 234V236L128 235V237H125V236H123V235H125ZM218 234V235H217ZM65 235H69V236H67V237H69L68 239H69V241H68V239L66 238V236ZM74 235V236H73ZM91 235V236H90ZM106 235V236H105ZM217 235V236H216ZM44 236V237H43ZM58 236H60V237H58ZM85 236H86V238H85ZM87 236H89L90 238L88 239V237ZM124 238H123V237ZM155 237V239L153 238V237ZM172 238V241L170 240L171 238ZM193 236V238H191ZM217 237V240H216V237ZM219 236H221L220 238L224 241V242H226V243H224L223 241H220L221 239L219 238ZM56 237V238H55ZM62 237V238H61ZM77 237H78V239H77ZM166 237H168L167 239H165ZM177 237H179V238H181V240L179 239V238H177ZM188 237H190V238H188ZM43 238V239H42ZM56 240V241H58L57 243L54 241V243H53V241L52 240H54V239ZM67 239V240H65V241H61L62 239L64 240V239ZM70 238H73L72 240L70 239ZM76 238V239H75ZM108 238H110V239H108ZM152 238V239H151ZM163 238V239H162ZM186 238H187V241H185L186 240ZM195 238H196V240H195ZM214 238H215V240H214ZM45 239V240H44ZM49 239V240H48ZM60 239V240H59ZM80 239V241H78ZM81 239H82V241H81ZM83 239H84V241H83ZM87 239V240H86ZM102 239V240H101ZM108 239V240H107ZM154 239V240H153ZM160 239H161V241H160ZM165 239V240H164ZM192 239H194V240H192ZM198 239H200V240H198ZM72 242H71V241ZM107 240V241H106ZM152 240V241H151ZM164 240V241H163ZM167 240V241H166ZM205 240V241H204ZM212 240V241H211ZM215 242H214V241ZM43 241V242H42ZM51 241V242H50ZM60 241V242H59ZM66 241L68 242V243H66ZM77 241L79 242V243H77ZM100 241V242H99ZM154 241V242H153ZM171 241V242H170ZM180 243H179V242ZM196 241H197V244H196ZM199 241V242H198ZM202 241V242H201ZM195 242V243H194ZM209 242H212V243H210L209 244ZM219 242V243H218ZM221 242H223V244H221ZM35 243V242H34ZM71 243H73V245L71 244ZM75 243V244H74ZM77 243V244H76ZM170 243H171V245H170ZM179 245H178V244ZM194 243V244H193ZM200 243V244H199ZM209 244V245H211V246H209V245H207V244ZM215 243V245H213ZM41 244H43V245H41ZM95 244V245H94ZM159 244V245H158ZM184 244V245H185ZM190 244H192V245H190ZM206 244V245H205ZM221 244V245H220ZM56 245V246H55ZM163 245V246H162ZM198 245V246H197ZM34 246V247H33ZM36 246V247H35ZM38 246V247H37ZM39 246L41 247V249L39 248ZM44 247V250H43V247ZM46 246V247H45ZM54 246V247H53ZM158 246V247H157ZM159 246H161V247H163V248H161L160 247V249H159ZM192 246V247H191ZM206 246V247H205ZM30 247H32V248H30ZM156 247H157V250H156ZM165 247V248H164ZM210 247V248H209ZM20 248V249H19ZM35 248H36V251H34L35 250ZM46 248V249H45ZM51 248V249H50ZM169 248L167 249L168 251H166V252H168V254H169V257H170V259H174V260H172V261H174V262H177V260H175L177 257H176V254H174V251H169ZM47 249H49V251L47 250ZM159 249V250H158ZM206 249V250H205ZM213 251H212V250ZM21 250H23V247L21 248V246L20 247H18L17 248V251L18 252H20ZM74 250H77L76 252L74 251ZM90 250V251H89ZM94 252H93V251ZM162 252H161V251ZM165 250V251H164ZM170 250H171V248H170ZM28 251H30V252H28ZM39 251V252H38ZM45 251H47V252H45ZM73 251V252H72ZM78 251H79V253H78ZM81 251L83 252V253H81ZM34 254H33V253ZM36 252V253H35ZM43 252V253H42ZM70 252H72V253H70ZM87 252V253H86ZM41 254V255H40ZM83 254H85V257H84V255ZM87 254V255H86ZM156 254V257H157V259H156V257H154L155 255H152V256H148V257H150V258H148V257H146L145 259L147 260H145V259H143V261H142V263L143 264H155L154 262H156V264L158 263L159 264V262L160 261H158V260H160V258L162 257L163 258V256H164V253L163 254ZM175 256H174V255ZM191 254V255H190ZM202 254V255H201ZM206 254V253H205ZM63 255H66L67 257L69 256L70 257V259L69 258H67L66 256H63ZM82 255V256H81ZM171 255H173V256H171ZM190 255V256H189ZM200 255V256H199ZM36 257V258H35ZM45 257H47V256H45ZM43 258V261H45V259H47V258ZM62 257H63V259H62ZM66 257V258H65ZM155 258V261H154V258ZM160 257V258H159ZM172 257V258H171ZM174 257H176V258H174ZM189 257H192V258H190L189 259ZM194 257V258H193ZM221 257H222V259H221ZM65 258V259H64ZM148 258V259H147ZM198 258V259H197ZM219 258V259H218ZM29 259V258H28ZM28 259H24V264H31L30 263V260H28ZM38 259V260H37ZM67 259V260H66ZM69 259V260H68ZM83 259H86V260H83ZM95 259V260H94ZM151 259V260H150ZM36 260V261H35ZM42 260V259H41ZM61 260H63V261H61ZM157 260V261H156ZM221 260V261H220ZM42 261V262H43ZM68 261V262H67ZM86 261V262H85ZM90 261V262H89ZM126 261H128V260H126ZM148 261H150V262H148ZM154 261V262H153ZM225 263H224V262ZM34 262V263H33ZM41 262V263H42ZM62 262V263H61ZM215 262V263H214ZM128 263H130V262H128ZM128 263H126L125 262V264H128ZM201 263V261H199L197 264H200ZM131 264V263H130ZM175 264H180V262L178 263H175ZM182 264V263H181ZM195 264V263H194ZM202 264V263H201Z\"/></svg>",
    "mask_w": 264,
    "mask_h": 264
},
{
    "label": "bare ground",
    "instance_id": "6f19581e",
    "mask_svg": "<svg viewBox=\"0 0 264 264\" xmlns=\"http://www.w3.org/2000/svg\"><path fill=\"white\" fill-rule=\"evenodd\" d=\"M11 19H14V20H17L18 23L14 24V26L11 24V27H13V30L12 31H9V29L7 30V28H9V26H6L7 25V21H11ZM11 22H14V21H11ZM9 23V22H8ZM9 25V24H8ZM70 47V48H74V49H78L79 51H77L78 53L81 51L83 52L84 50H87L89 49L88 52H91L90 50H93L95 52H97L98 54L100 53H105L107 55H109V58L112 60H114L116 63V65H120V61H123L122 65L124 63H126L127 66H130L131 70L132 71H135L133 70L134 68L135 69H144V70H150V71H153V74L158 77V82L160 79H165V75L167 73H170V72H174L176 74V76H179L180 77V82L183 84L186 82V84L188 85L187 83V79H189L192 74V72L196 73V71L200 72L201 69L198 67L199 66H203L204 68L206 67H209L211 68V65L212 67L215 66V69L216 71L213 73L214 76H213V80L214 81H219L220 82V79H224L227 81L232 82L233 84H235L236 82L233 81V78L234 76H236L235 74L237 73H241V71H245V70H248L250 75L248 74L247 76V73L246 76L249 78L247 80H253L254 78V83H252V87H253V91L255 90L257 93H256V96L257 98L255 99H258L259 98V107L260 109H262L264 111V0H0V86L2 87L1 85V82H9V81H12L14 79V76H19L17 74L14 75V71L16 73V70L19 71L21 70V72H25V78L27 81L26 83H30L31 84V92H34L32 90L35 89V95H38L39 98L41 97V100H42V97H43V100L47 101L45 104L46 106L45 107H48L47 105H49V110H50V113H52V118H54L55 116L53 114H56L57 111L56 109L61 108L60 107H57L59 106V104L55 103V100L53 98H55L53 96L52 97H49L50 94H49V90L51 89L50 88V84H49V81L51 80V78H53V76H51L50 80L48 81V78L47 77V69L46 68L47 66V63L44 64L42 61L43 58L41 56V54H44L43 52L44 51H47L48 53H50V56L53 55V53H55L54 51L57 52V50H61L64 51L65 48L64 47ZM63 47V48H61ZM61 48V49H60ZM72 49V50H74ZM69 50V49H68ZM71 50V49H70ZM76 51V50H74ZM65 52V51H64ZM72 52V51H71ZM58 53V52H57ZM56 54V56L58 57V54ZM62 53V52H61ZM67 53V52H66ZM77 53V54H78ZM86 53V52H85ZM70 54V53H69ZM76 54V55H77ZM83 54V53H82ZM81 54V55H82ZM96 54V53H95ZM98 54H97V57H98ZM104 54V55H105ZM62 55V54H61ZM68 55V54H67ZM66 54L63 56V58L65 56H67ZM72 55V54H70ZM100 58L102 57V54H100ZM106 55V56H107ZM50 56L47 55L48 58H50ZM73 56H74V53H73ZM79 56H80V53H79ZM89 56V55H88ZM105 56V57H106ZM44 57V56H43ZM46 57V58H47ZM55 57V56H54ZM53 57V58H54ZM57 57H55L54 59H56ZM71 57V56H70ZM52 58V59H53ZM61 59V57H58L57 59ZM67 58V57H65ZM74 58V57H73ZM77 58V56L75 57V59ZM82 58V57H81ZM45 59V58H44ZM50 59V60H52ZM70 59V58H68ZM75 59L73 60L74 63H75ZM78 59V58H77ZM87 59V58H86ZM110 59L107 58V60L110 61ZM46 60V59H45ZM71 60V62H72ZM79 60H80V57H79ZM54 61V62H52ZM50 64L52 66V68L56 65L59 66V64H61V62L59 60H52ZM64 61V60H63ZM82 61V59H81ZM80 61V62H81ZM108 61V62H109ZM113 61V62H114ZM59 62V64H58ZM70 62V65H72V63ZM77 62V61H76ZM64 63V62H62ZM68 63V62H67ZM79 63V62H78ZM77 63V64H78ZM105 63V62H104ZM80 64V63H79ZM82 64V62H81ZM87 64L86 62H84L83 66ZM89 64V63H88ZM106 64V63H105ZM108 64V63H107ZM106 64V65H107ZM67 65V64H66ZM69 65V66H70ZM114 65V64H113ZM112 65V66H113ZM121 65V66H122ZM76 66V64H75ZM94 66V65H93ZM101 66V65H100ZM115 66V65H114ZM50 67V66H48ZM57 67V66H56ZM64 67V66H63ZM79 67V65L77 66ZM87 67V65H86ZM99 67V66H98ZM96 67V68H98ZM110 67H111V64H110ZM120 67V66H118ZM116 66V68H118ZM51 68V67H50ZM51 68V71L54 70ZM60 68V66H59ZM66 68V66H65ZM74 68V65H72V69ZM89 68V67H87ZM101 68V67H100ZM99 68V69H100ZM108 68V67H107ZM106 68V69H107ZM115 67H113L114 69ZM197 68V69H196ZM202 68V67H201ZM205 68V69H206ZM56 69V68H55ZM79 68H77L78 70ZM80 69H83L80 68ZM103 69V68H102ZM104 68V70H106ZM121 69V68H120ZM119 69V70H120ZM123 69V67H122ZM121 69V70H122ZM128 68H126L125 71H127ZM50 70V69H49ZM71 70V69H69ZM85 71V68L83 69ZM98 70V69H97ZM112 71V69L110 68L109 70L107 71ZM139 70V69H138ZM209 70V69H208ZM207 70V71H208ZM67 71V70H66ZM73 71V70H72ZM75 71V70H74ZM79 73L82 72L80 70H78ZM89 71V69H88ZM110 71V73H111ZM123 71V70H122ZM130 70L128 69L127 73L129 72ZM143 71V70H142ZM202 71H204L202 69ZM201 71V72H202ZM206 71V72H207ZM50 72V71H49ZM48 72V73H49ZM58 72V71H57ZM64 72V71H63ZM101 72V71H100ZM118 72V71H117ZM140 72V71H139ZM145 72V71H144ZM149 71H147L148 73ZM198 72V73H199ZM205 72V71H204ZM202 72V73H204ZM20 73V72H19ZM52 72H50L51 74ZM70 73V71L68 72ZM76 73V72H75ZM78 73V72H77ZM85 73V72H83ZM82 73V75H83ZM112 73H114V71H112ZM125 73V72H124ZM131 74V71L129 72ZM136 73V72H135ZM201 73V74H202ZM212 73V72H211ZM22 73H20V76H21ZM54 74V73H53ZM71 74V73H70ZM73 74V73H72ZM71 74V75H72ZM87 75L89 74L86 73ZM99 74V72L97 73ZM103 74V72L101 73ZM101 74H100V77H101ZM117 74V73H116ZM115 74V75H116ZM122 74V73H120ZM126 74V73H125ZM129 74V75H130ZM143 74V73H142ZM141 74V75H142ZM146 74V73H145ZM171 74V73H170ZM197 74V73H196ZM208 74V73H206ZM63 75V74H62ZM77 75V74H76ZM92 75V74H91ZM105 75V74H104ZM103 75V76H104ZM128 75V76H129ZM132 75V74H131ZM194 75V74H193ZM192 75V76H193ZM203 75V74H202ZM202 75H201V78H202ZM238 75V74H237ZM241 75V74H240ZM56 76V75H55ZM54 76V77H55ZM80 76V75H79ZM85 76V75H84ZM107 76V77H106ZM106 78H108V75L106 74ZM125 75H123L124 77ZM134 76V75H133ZM137 76V75H136ZM153 76V77H155ZM171 76V75H170ZM168 75V77H170ZM175 76V75H174ZM173 76V77H174ZM191 76V77H192ZM195 76V75H194ZM199 76H200V73H199ZM205 74L203 75V78H204ZM207 76V75H206ZM212 76V75H211ZM66 77H68L66 75ZM77 77V76H76ZM73 76V79L76 78ZM87 77V76H86ZM96 77V75H95ZM94 77V79H96ZM105 77H102L105 78ZM118 77V75H117ZM122 77V76H121ZM152 77V76H151ZM156 77L154 79H156ZM168 77L165 79L167 80ZM198 77V76H197ZM246 77V78H247ZM253 77V78H252ZM16 78V77H15ZM79 78V77H78ZM83 78V77H82ZM99 78V77H98ZM139 77H137L138 79ZM144 79V77H142ZM147 78V77H146ZM195 78V77H194ZM212 78V77H211ZM210 78V79H211ZM237 78V77H236ZM244 78V77H243ZM252 78V79H251ZM19 80V78H17ZM22 79V78H20ZM61 79V78H60ZM71 79V78H70ZM69 79V80H70ZM80 79V78H79ZM90 79V78H89ZM100 79V78H99ZM118 79V78H117ZM122 78H120L121 80ZM134 79V78H133ZM163 79V80H164ZM170 79V78H169ZM168 79V80H169ZM178 79V78H177ZM199 79V78H197ZM196 79V80H197ZM205 79V78H204ZM203 80L206 81V80ZM209 79V78H208ZM241 79V77H240ZM24 80V79H23ZM67 80V78H66ZM65 80V81H66ZM72 80V79H71ZM81 80V79H80ZM90 80H93L92 78ZM97 80V79H96ZM104 80V79H103ZM102 80V81H103ZM119 80V79H118ZM117 80V81H118ZM120 80H119V83H120ZM123 80L126 81V79L124 78ZM123 80H122V83L120 84H124L123 83ZM161 81L160 80V84L162 85L161 82L164 83V81ZM172 80V79H170ZM174 80V79H173ZM191 80V79H190ZM189 80V81H190ZM195 80V79H194ZM192 78V84L194 85L193 82H195ZM201 80V81H202ZM243 80V79H242ZM52 81V80H51ZM50 81V82H51ZM55 81V80H54ZM57 81V80H56ZM60 81V80H59ZM73 81H78V79L76 80H73ZM73 81H70V82H73ZM85 80L83 79V82ZM88 81V80H87ZM114 81V79L112 78L111 74L109 75V79H108V82L107 84L109 83L110 86H112V89L115 88L113 87L112 82ZM115 80V82H117ZM134 81V80H133ZM132 81V82H133ZM137 81V80H136ZM134 81V82H136ZM149 81V80H148ZM154 81V80H153ZM177 81V80H176ZM200 81V80H198ZM208 81V80H207ZM211 81V80H209ZM212 81V82H214ZM14 82V81H12ZM11 82V84H12ZM74 82V83H75ZM83 82L79 81V82H76V84L73 83V85H75V89L73 90L74 92V96L72 95V97L75 99L74 100V103L76 102V107H74L75 109H72V110H75V115L74 118L79 122V123H74L75 126L72 130H70V133H74L71 137H76L77 135H82V134H86V133H90V132H95L94 134H98V133H101V131L105 128L103 127L105 124H104V120L102 121L100 117V115L98 114V112L96 113L97 115H99V117H97V115H90L92 116V118H90V116L88 117V114L86 112V109H89V107L87 108L86 106L84 107L83 104H81V102H79V96L80 94L84 93V87L85 84H83ZM92 82V81H91ZM95 82V81H93ZM106 82V81H105ZM128 82H131V81H128ZM127 82V83H128ZM143 82V80H142ZM144 82H146V80L144 79ZM156 82V80L154 81ZM167 82V81H166ZM179 82V83H180ZM235 82V83H234ZM247 82V81H246ZM252 82V81H251ZM10 83V82H9ZM8 83V84H9ZM21 82L19 81V84ZM59 83V82H58ZM89 83V81H88ZM96 83V82H95ZM94 83V85H95ZM114 83V82H113ZM141 83L140 81V78H139V83H138V86L139 84ZM147 83V82H146ZM146 83H145V87H146ZM152 83V82H151ZM150 83V84H151ZM178 83V85H179ZM200 83V82H199ZM218 83V82H217ZM214 84L215 86L213 87H217L218 89V86L219 84L217 85ZM227 83V84H229ZM240 83V82H239ZM7 84V83H6ZM7 84V87L11 86L9 85L8 86ZM17 84H18V81H17ZM24 84H25V80H24ZM23 84V85H24ZM25 84V85H27ZM92 84V83H90ZM98 84V82H97ZM118 84V83H117ZM119 84V85H120ZM137 84V83H136ZM148 84V83H147ZM158 83H155L154 85V88H150L149 91L146 90V92L148 91L150 93L149 94H146V95H149L150 96V101L147 99V101H149L147 104L148 107L144 108L143 110L139 109L138 110V106L137 108H134L136 107V105L131 109L129 110L132 114L134 115H137L138 117H141L146 119L149 115V112L151 109H156V110H159L161 109L162 110H165V112H167L166 110L171 106V104L173 105V100L171 99L170 95L168 96V89H170V91L172 90L171 88H168L167 89V92L166 94L164 93V90H163V87L161 88L160 85L158 87H156ZM166 84V83H165ZM176 84V83H174ZM203 84V83H202ZM201 84V85H202ZM210 84V83H209ZM212 84V85H213ZM242 84V83H241ZM251 84V83H250ZM5 85V84H4ZM3 85V86H4ZM14 85V84H12ZM16 85V84H15ZM21 86H23L22 84H20ZM61 85V84H60ZM87 85V83H86ZM91 86L92 88L95 87V86ZM108 85V87H110ZM131 85V83H130ZM134 85V84H133ZM144 85V84H143ZM185 85V89H186V86ZM190 85V84H189ZM196 85V84H195ZM200 84L197 85V87L199 86ZM200 85V86H201ZM206 85V83L204 84ZM217 85V86H216ZM249 85V84H248ZM247 85V86H248ZM29 86V85H28ZM27 86V88H28ZM32 86H33V89H32ZM53 86V85H52ZM57 86V85H56ZM90 86V85H88ZM118 86V85H117ZM122 86V85H120ZM153 86V85H152ZM184 86V85H183ZM199 86V88H200ZM209 86V85H208ZM227 86V85H226ZM238 86V85H237ZM242 86V85H240ZM244 86V85H243ZM0 87V88H1ZM6 87V85H5ZM68 87V86H67ZM90 87V90L92 89ZM98 87V86H96ZM119 87V86H118ZM117 87V89H118ZM135 87V86H133ZM137 87V86H136ZM142 87V86H141ZM144 87V86H143ZM149 87V86H148ZM147 87V88H148ZM160 87V88H159ZM167 87V86H166ZM181 87V84L180 86ZM178 87V88H179ZM196 87V86H194ZM246 87V86H245ZM250 87V85H249ZM251 87V88H252ZM3 88V87H2ZM13 88V87H12ZM18 88V87H16ZM24 88V87H23ZM23 88L20 89V93H17L16 92H13L14 94L16 93L15 96H17L18 98H25V93L23 91ZM54 88L55 85H54ZM72 88V87H69V89ZM74 88V87H73ZM177 88V89H178ZM182 88V87H181ZM182 88V89H184ZM192 88V87H191ZM189 88V86L187 87V89H191ZM198 88V89H199ZM203 88V87H202ZM205 88H208L207 85ZM210 88V87H209ZM212 88V87H211ZM229 88V87H228ZM233 88V87H232ZM239 88V87H238ZM244 88V87H242ZM7 89V88H6ZM9 89V88H8ZM11 89V88H10ZM10 89L8 90V92L10 91ZM14 89V88H13ZM25 89V88H24ZM53 89V88H52ZM51 89V90H52ZM59 88L55 89L56 92L54 91V93L57 95V92L59 91L58 90ZM63 89V87L60 88V90ZM66 89V88H64ZM88 89V88H87ZM87 89H85L87 91ZM110 89V88H109ZM116 89V91H117ZM134 89V88H133ZM137 89V88H136ZM197 89V90H198ZM201 89V88H200ZM200 89L198 90V92H200L201 94V91ZM217 89L216 88H212L211 89V92L210 89L207 93V96L205 98V94H204V99H205V105L203 106H200L198 105V108L197 109H194L195 112H196V120L199 122V125H200V122H204L206 123L205 121H210L213 119V118H216L218 117V120H220V122L223 120H225L227 117L225 116L224 112L222 111V106L223 104H220L217 102L220 101L219 99H217L218 97V93L220 92H217ZM221 89V88H220ZM230 89V88H229ZM241 89V88H240ZM245 89V88H244ZM2 90V89H0ZM16 90V89H15ZM54 90V89H53ZM58 90V91H57ZM106 90L107 88L105 89V93H106ZM194 90V89H193ZM196 90V89H195ZM196 90V91H197ZM207 90V89H205ZM243 90V89H242ZM252 90V89H251ZM7 91V90H6ZM5 90L3 91V94L4 92H6ZM19 91V90H18ZM29 91V90H27ZM26 91V92H27ZM63 91V90H61ZM67 91V90H66ZM92 91H96V88L95 90H92ZM98 91V90H97ZM101 91V90H100ZM103 91V90H102ZM143 91V90H142ZM166 91V90H165ZM173 91V90H172ZM175 91V90H174ZM181 91V90H180ZM204 91V90H203ZM221 91V90H219ZM239 91V90H238ZM246 91V90H245ZM250 91V90H249ZM254 91V92H255ZM259 91V92H258ZM2 92V91H1ZM48 92V94H47ZM65 92V90H64ZM72 92V91H71ZM91 92V91H90ZM145 92V91H144ZM143 92V93H144ZM176 92V91H175ZM179 93V90L177 91ZM183 92V91H181ZM236 92V91H235ZM252 92V91H251ZM37 93V94H36ZM52 93V92H51ZM60 93V92H59ZM69 93V92H68ZM86 93V92H85ZM88 93V96L91 95V93L89 94V92L87 91ZM86 93V94H87ZM99 93V92H98ZM111 93V92H110ZM143 93H140L139 95L141 96H145V95H142ZM172 93V92H171ZM186 93V92H185ZM189 93V91H188ZM187 93V94H188ZM204 93V92H203ZM3 94L1 93V95L3 96ZM6 94V93H5ZM5 94H4V97H5ZM8 94V93H7ZM11 94V92H10ZM28 94V93H27ZM30 94V93H29ZM28 94V96H30ZM34 94V93H33ZM47 94V95H46ZM61 94V93H60ZM85 94V95H86ZM135 94V92H134ZM239 94V93H238ZM252 94V93H251ZM258 94V95H257ZM13 95V94H12ZM52 95V94H51ZM54 95V94H53ZM65 96V93L62 94ZM100 95L102 96V94L100 93ZM105 95V94H104ZM107 95V94H106ZM105 95V97H106ZM109 95V94H108ZM180 95V93H179ZM196 95V94H195ZM9 96V94H8ZM32 96V95H31ZM37 96V98H38ZM61 96V95H60ZM83 96V95H82ZM98 96V95H97ZM132 96V95H131ZM148 96V97H149ZM181 96V95H180ZM183 96V95H182ZM181 96V97H182ZM185 96V95H184ZM186 96H189V95H186ZM209 96V100H208V103L206 104V99L207 97ZM245 96V95H244ZM251 96V95H250ZM7 97V96H6ZM11 97V96H10ZM16 97V98H17ZM33 97H36V96H33ZM66 97V96H65ZM67 97L68 99L70 98L67 94ZM66 97V99H67ZM79 97V98H78ZM86 97V96H85ZM130 97V96H129ZM133 97V96H132ZM130 97V98H132ZM138 97V96H137ZM178 97V96H177ZM176 97V99H178ZM179 97V98H181ZM197 97V96H196ZM223 97V96H222ZM229 97V96H228ZM239 97V96H238ZM249 97V96H248ZM14 98V96H13ZM28 98V97H27ZM88 98V97H87ZM97 98V97H95ZM101 98V97H100ZM99 98V99H100ZM183 98V97H182ZM181 98V99H182ZM188 99V97H186ZM191 97L189 96V99L188 100H191L190 99ZM199 98V97H197ZM251 98V97H250ZM1 99V98H0ZM4 99V98H3ZM1 99L0 101L2 102ZM6 99V98H5ZM9 99V98H8ZM12 99V98H11ZM29 99V98H28ZM31 99V98H30ZM35 99V98H34ZM57 99V98H56ZM61 99V98H60ZM65 99V98H63ZM67 99V100H68ZM136 99V98H135ZM133 99V100H135ZM139 99V98H137ZM144 99V98H142ZM174 99V98H173ZM194 99V98H193ZM192 99V101H193ZM201 99H202V96H201ZM200 99V100H201ZM203 99V100H204ZM239 99V98H237ZM254 99V97H253ZM18 100V99H17ZM16 100V101H17ZM25 100V99H23ZM32 100V99H31ZM40 100V101H41ZM70 100V99H69ZM73 100V99H72ZM106 100V99H105ZM132 101V99H130ZM146 100V99H144ZM171 100L173 103H171ZM180 100V99H179ZM187 100V101H188ZM236 100V99H235ZM20 101V100H19ZM27 101V100H26ZM36 101V100H35ZM45 101L43 103H45ZM62 101V100H61ZM88 101V100H87ZM92 101V100H91ZM91 101H88L91 102ZM95 101V100H94ZM136 101V100H135ZM141 101V100H140ZM195 101V100H194ZM240 101V100H239ZM254 101V100H253ZM18 102V101H17ZM21 102H24V101H21ZM33 102V100L31 101V103ZM58 102V101H57ZM60 102V101H59ZM69 102V101H68ZM86 102V101H85ZM145 102V101H143ZM177 102V101H176ZM185 102L186 100H181V105L182 103H184L185 105ZM189 102V101H188ZM196 102V101H195ZM201 102V101H200ZM204 102V101H203ZM223 102V101H222ZM4 103V101H3ZM20 103V102H19ZM19 103H16L19 104ZM29 103V101L27 102ZM42 102H36L34 104V107H31V108H34V111L31 112L29 114L28 117L25 118V115L23 114V116L21 115H17V116H14L13 114V117L9 116L10 117L9 119H4V116L3 118H1L2 114L0 115V149L1 150H9V149H6V147L9 145L8 142H11L12 141H16V142H19L20 145L24 146L26 151H30L31 149L35 148L32 146V144H28L25 142L27 141L26 139H29L30 137L29 136H34V137H40V139L44 138L46 136L47 137H50L51 136V133H52V130L55 132L56 131V135H57V129L60 130L62 129L61 128V125L65 122L66 124V120H68V118L65 119H62L59 117H56L57 119V122L55 121V123H53L54 121L53 120H50L48 119L50 116V113L49 115L47 113H43L42 114V109L44 107V105L42 106L43 104ZM62 103V102H61ZM95 103V102H93ZM109 103V102H108ZM137 103V102H135ZM134 103V104H135ZM140 104H142V101L139 102ZM192 103V102H190ZM199 103V101H198ZM227 103V102H226ZM241 103V102H240ZM250 103V102H249ZM69 104V103H68ZM70 104H71V101H70ZM96 104V103H95ZM138 104V103H137ZM178 104L175 103L174 105ZM180 104V103H179ZM179 104L176 105L177 108H179ZM193 104H195L193 102ZM204 104V103H202ZM229 104V103H228ZM244 104V103H243ZM256 104V103H255ZM24 105V104H23ZM63 105V103L61 104ZM86 105V104H85ZM104 105V104H103ZM108 105V104H106ZM197 105V104H196ZM19 106V105H18ZM33 106V105H32ZM65 106V105H63ZM70 106V105H69ZM75 106V105H74ZM92 106V105H91ZM96 106H100V105H95ZM132 106V105H131ZM141 106V105H140ZM145 106V105H144ZM186 106L188 107L189 109V106H191L190 104L189 105H185V108ZM238 106V105H237ZM245 106V105H244ZM258 105H253L250 104L249 105V108L250 110L249 111H254L258 108H256ZM17 107V106H16ZM20 107V106H19ZM25 107V106H23ZM28 107V105L26 106V108ZM29 107V108H30ZM73 107V105L71 106ZM69 107V108H71ZM105 107V108H104ZM104 109H101V111L103 110L104 112H106L107 116H109L111 118V121L113 122H120L119 124H122L124 125V122H123V118H124V114L123 115H120V112L119 113V110L116 109V107L112 109L107 106L104 105ZM175 107V106H173ZM172 107V108H173ZM230 107V106H229ZM2 108V107H1ZM30 108V109H31ZM86 108V109H85ZM94 108V107H93ZM98 108V107H97ZM97 108H95L97 110ZM101 108V107H99ZM171 108V109H172ZM183 109L184 107H181L180 106V109ZM184 108V109H185ZM192 108V107H190ZM196 108V106H195ZM245 108V107H244ZM243 108V109H244ZM247 108V107H246ZM68 109V108H67ZM137 109V110H136ZM175 111H176V108H174ZM183 109V110H184ZM29 110V109H28ZM70 110V109H69ZM68 110V111H69ZM71 110V111H72ZM187 110V109H185ZM192 110V109H190ZM224 110V109H223ZM231 110V109H230ZM19 111V110H17ZM23 111V109H22ZM62 111V110H61ZM65 111H66V108H65ZM69 111V112H71ZM128 111V110H127ZM171 111V110H170ZM181 111V110H179ZM237 111V110H236ZM235 111V112H236ZM16 112V111H15ZM19 112V113H20ZM26 112V110H25ZM46 112V110L44 111ZM158 112V111H156ZM164 112V111H163ZM173 111H171L172 113ZM178 112V111H177ZM185 112V111H184ZM182 112V116H185L183 115ZM189 112V111H188ZM192 112V111H191ZM190 112L191 115H193L192 113ZM194 112V111H193ZM226 112V111H225ZM241 112V111H240ZM239 112V113H240ZM261 112V111H260ZM6 113V112H5ZM13 113V112H12ZM17 113V112H16ZM28 114V112H26ZM25 113V114H26ZM100 113V112H99ZM129 113V112H127ZM169 113V111H168ZM170 113V114H171ZM175 113V112H173ZM172 113V114H173ZM179 113V112H178ZM186 113V112H185ZM237 113V112H236ZM234 113V114H236ZM243 113V112H242ZM245 113V112H244ZM9 114V113H8ZM18 114V113H17ZM59 112L56 114L58 115ZM73 114V113H71ZM161 114V113H160ZM164 114V113H163ZM167 114V113H166ZM180 114V113H179ZM189 114V116H190ZM228 114V113H227ZM233 114V115H234ZM256 114V113H255ZM60 115H61V112H60ZM104 115V114H103ZM131 115V114H130ZM133 115V116H134ZM152 115V114H151ZM186 115H188L186 113ZM193 115V116H194ZM7 116V115H6ZM49 116V117H47ZM54 116V117H53ZM63 116V115H62ZM64 116H65V113H64ZM67 116H70V113L69 115ZM127 116V115H125ZM136 116V117H137ZM165 116V115H164ZM169 116V115H168ZM188 116V117H189ZM238 115H236L235 117L237 118ZM252 117H254L253 115H251ZM256 116V115H255ZM259 116H261L259 114ZM264 116V115H263ZM94 117V118H93ZM102 117V116H101ZM150 117V116H149ZM194 117V118H195ZM257 117V116H256ZM255 117V118H256ZM64 118V117H63ZM70 118V117H69ZM179 118H182L181 116H179ZM191 118V117H190ZM259 118V117H258ZM73 119V118H71ZM70 119V120H71ZM125 119H127L125 117ZM132 119V118H131ZM136 119V118H135ZM133 118V121H137ZM217 119V118H216ZM231 119V118H230ZM238 119V118H237ZM241 119V118H240ZM240 119H238L240 121ZM55 120V119H54ZM65 120V121H63ZM194 119H192L193 121ZM217 120V121H218ZM48 121V123H47ZM50 121H53L52 123H50ZM73 121V120H72ZM139 121V119H138ZM187 121V120H186ZM227 121V120H226ZM225 121V122H226ZM230 121V120H229ZM233 121V120H232ZM242 121V119H241ZM63 122V123H62ZM68 122V121H67ZM144 122V121H143ZM146 122V121H145ZM170 122V121H169ZM180 122V121H179ZM197 122V123H198ZM214 122V121H213ZM219 122V123H220ZM71 123V122H70ZM126 123V122H125ZM129 123V121H128ZM132 122H130V125H131ZM134 123V124H133ZM132 125L134 126L135 125V122H133ZM215 123V122H214ZM217 123V122H216ZM227 123V122H226ZM241 123V122H240ZM253 123V122H252ZM45 124H49L48 126L50 127V125L53 124V126L51 127V132L45 130V127H43ZM193 124V123H191ZM222 124V123H220ZM225 124V123H224ZM223 124V126H224ZM231 124V123H230ZM229 125V127H222L221 126V133L225 136L226 138V147L225 149L229 148V146L233 147L234 148V155L236 156V158H249V161H250V165L254 167H257L255 168L256 171L255 173L257 174L256 177H258V180H260L259 178H264V135H261L259 136L260 133L256 132L257 130L259 131V129H255L257 127H255L254 130L252 127V124L248 127L252 128L251 130H245L246 133L241 136L240 132H237V130L234 129H231V125ZM68 125V124H66ZM70 125V124H69ZM115 125V124H114ZM114 125H111V126H114ZM122 125H120L119 127H121ZM131 125V126H132ZM183 125V124H182ZM188 125V124H187ZM196 125V124H195ZM194 125V126H195ZM203 125V124H201ZM207 125V124H206ZM234 125V123H233ZM241 125V124H240ZM239 125V126H240ZM242 125L245 126V124L243 123ZM247 125V123H246ZM255 125V123H254ZM47 126V125H45ZM47 126V127H48ZM54 126H57L54 127ZM65 126V125H64ZM107 126H108V123H107ZM117 126V124H116ZM124 126H128V125H124ZM130 126V127H131ZM137 126V125H135ZM176 126V125H175ZM174 126V127H175ZM193 126V125H192ZM191 126V127H192ZM193 126V127H194ZM236 126V125H235ZM238 126V125H237ZM70 126H68L69 128ZM118 127V128H119ZM128 126V128H130ZM177 127V126H176ZM181 127V126H180ZM183 127V126H182ZM190 127V126H189ZM198 127V126H197ZM242 128V126H240ZM248 127H245V128H248ZM66 129V127H64ZM70 128V129H71ZM122 128V127H121ZM121 128L120 131H121ZM125 128V127H124ZM135 129V127H133ZM170 128V127H169ZM201 128V127H200ZM206 128V127H205ZM214 128V127H213ZM244 127L242 129H245ZM50 129V128H49ZM48 129V130H49ZM110 129V127H109ZM113 129V128H112ZM119 129L117 131H119ZM123 129V128H122ZM132 129V128H131ZM167 129V128H166ZM189 129V128H188ZM192 128H190L191 130ZM195 129V128H194ZM197 129V128H196ZM64 130V129H63ZM62 130V131H63ZM127 130V129H125ZM171 130V129H170ZM174 130V129H173ZM187 130V129H186ZM203 130V129H202ZM68 131V130H67ZM124 131V130H123ZM206 131V130H205ZM263 131V130H262ZM54 132L52 134H54ZM59 132V131H58ZM61 132V131H60ZM97 132V133H96ZM133 132V131H132ZM136 132V130H135ZM177 132V130H176ZM190 132V131H189ZM192 132V131H191ZM242 132V130H241ZM67 133V132H66ZM65 133V134H66ZM103 133V131H102ZM123 133V132H122ZM120 132V136L122 134ZM125 133V131H124ZM170 133V132H169ZM210 133V132H209ZM256 134V135H252V134ZM63 134V133H62ZM61 134V135H62ZM105 134V133H104ZM107 134V133H106ZM128 134V132H127ZM180 134V133H179ZM188 134V133H187ZM198 134V133H197ZM214 134V133H213ZM217 134V133H216ZM55 135V134H54ZM64 135V134H63ZM71 135V134H69ZM119 135V133H118ZM123 135V134H122ZM126 135V134H125ZM129 135V134H128ZM143 135V134H142ZM141 135V136H142ZM58 136V135H57ZM67 137V134L64 135ZM83 136V135H82ZM90 136V134L88 135ZM105 136V135H104ZM130 136V135H129ZM173 136V135H172ZM182 136V135H181ZM180 136V137H181ZM209 136V135H208ZM212 136V135H211ZM223 136V137H224ZM29 137V138H28ZM31 139H34L32 138ZM60 137V135H59ZM70 137V136H69ZM68 137V138H69ZM96 137V136H95ZM98 137V136H97ZM96 137V138H97ZM103 137V136H102ZM122 137V136H121ZM217 137V136H216ZM54 138V137H53ZM65 138V137H63ZM80 138H84V137H81ZM93 139V137H91ZM90 138V139H91ZM99 138V137H98ZM97 138V139H98ZM100 138H101V135H100ZM124 138V137H123ZM122 138V139H123ZM132 138V137H131ZM212 138H214L212 136ZM243 138V139H242ZM8 139V142L7 140ZM30 139V140H31ZM37 139V138H36ZM35 139V140H36ZM41 139V140H42ZM74 139V138H73ZM95 139V138H94ZM130 138H127L126 136V140L123 141L126 142L129 140H127ZM175 139V138H174ZM260 139H262L260 141ZM6 140V142H5ZM39 139L36 140V142L38 141ZM40 140V141H41ZM54 140V139H53ZM60 140V139H59ZM66 140V139H65ZM71 140L72 142V139H69V141ZM77 140H79L77 138ZM76 140V141H77ZM85 140V139H84ZM101 140V139H100ZM124 140V139H123ZM180 140V139H179ZM33 141V140H32ZM44 141H46L45 139L43 140V144ZM76 141H74L76 143ZM94 141V140H93ZM93 141L91 142L93 144ZM178 141V140H177ZM222 141V140H221ZM47 142H49V140H47ZM67 142V141H66ZM78 142V141H77ZM80 142V141H79ZM83 142V141H82ZM127 142V143H128ZM144 142V141H143ZM198 142V141H197ZM224 142V141H223ZM256 142L258 143L257 146H255ZM8 145H7V144ZM51 143V142H50ZM49 143V144H50ZM53 143V142H52ZM56 143V142H55ZM53 143V146L54 144ZM64 143V141H63ZM62 143V145H63ZM69 143V142H68ZM81 143V142H80ZM78 143V145L80 144ZM84 143V142H83ZM82 143V144H83ZM178 143V142H176ZM184 143V142H183ZM186 143V142H185ZM184 143V144H185ZM199 143V142H198ZM197 143V144H198ZM255 143V144H254ZM261 143V144H260ZM14 144V143H13ZM12 144V145H13ZM18 144V143H17ZM18 144V145H19ZM49 144H45L44 146L46 145H49ZM65 144V143H64ZM73 144V143H72ZM70 144V145H72ZM81 144V145H82ZM122 144V143H121ZM130 144V142H129ZM132 144V142H131ZM141 144V143H140ZM203 144V143H202ZM219 144V143H218ZM253 144H254V147H253ZM7 145V146H6ZM11 145V144H10ZM16 145V144H15ZM37 145V144H36ZM41 145H42V142H41ZM61 145V146H62ZM68 144H66V147H67ZM77 145V144H76ZM79 145V146H81ZM89 145V144H88ZM94 145V144H93ZM120 145V143L118 144ZM133 145V144H132ZM146 145V144H145ZM189 145V143H188ZM217 145V144H216ZM39 146V145H38ZM50 146V145H49ZM53 146H50L53 147ZM57 146V145H55ZM92 146V145H91ZM96 146V145H95ZM121 146V145H120ZM127 146V145H126ZM129 146V145H128ZM142 146V145H141ZM182 146V145H181ZM184 146V145H183ZM186 146V144H185ZM204 146V145H203ZM223 146V145H222ZM9 147V146H8ZM19 147V146H18ZM17 147V148H18ZM37 147V146H36ZM41 147V146H40ZM59 147V146H58ZM57 147V148H58ZM64 148V145L62 146ZM65 147V148H66ZM74 147V145H73ZM108 147V146H107ZM135 147V146H134ZM145 147V146H143ZM157 147V146H156ZM179 147V145H178ZM194 147V146H193ZM4 148V149H3ZM10 148V147H9ZM12 148V147H11ZM10 148V149H11ZM13 148H16L14 147L13 145ZM23 148V147H22ZM70 148V147H69ZM74 148H78V147H74ZM80 148V147H79ZM82 148V147H81ZM86 148V146H85ZM88 148V146H87ZM93 148V147H92ZM131 148H133L131 146ZM128 147V149H131ZM138 148V147H137ZM201 148V147H200ZM216 148V146H215ZM219 148V147H218ZM216 148V149H218ZM222 148V147H221ZM232 148V149H233ZM39 149V148H38ZM46 149H47V146H46ZM55 149V148H52V150ZM59 149H62V148H59ZM95 149V151H97L98 149L97 148H93ZM97 149V150H96ZM109 149V148H108ZM118 149V147L116 148ZM121 149V148H120ZM127 149V147L125 148ZM146 149V148H145ZM158 149V148H157ZM191 149V148H190ZM215 149V150H216ZM223 149V148H222ZM4 150V151H5ZM17 150V149H16ZM19 150V149H18ZM23 150V149H21ZM34 150V149H33ZM41 150V149H39ZM50 150L51 152V149H48ZM65 150V149H64ZM63 151V153L67 150H68V147L66 148V150ZM73 150V149H72ZM75 150V149H74ZM80 149H78L79 151ZM81 150H85L84 148L81 149ZM80 150V151H81ZM92 150V149H91ZM124 150V148L122 149ZM134 150V148H133ZM141 150V149H139ZM193 150V149H192ZM215 150H212L215 151ZM228 150V149H227ZM231 150V149H230ZM3 151V152H4ZM38 151V150H37ZM54 151V150H53ZM76 151V150H75ZM87 151V150H86ZM85 151V152H86ZM89 151H90V147H89ZM88 151V152H89ZM93 151V150H92ZM110 151V150H109ZM119 151V150H118ZM136 150H134L135 152ZM147 151V150H145ZM158 151V150H157ZM160 151V150H159ZM193 151H196L197 152V149L193 150ZM192 151V152H193ZM218 152L222 151V150H217ZM2 152V153H3ZM10 152V151H9ZM13 152V151H12ZM20 152V150H19ZM18 152V153H19ZM42 152V150L40 151ZM57 152V151H56ZM60 152V151H59ZM69 152V150H68ZM120 154H121V150L119 151ZM124 152H127V151H124ZM132 152V151H131ZM200 152V150H199ZM197 152L196 155L199 153ZM228 152V151H227ZM5 153V152H4ZM7 153V152H6ZM14 153H15V150H14ZM12 153V154H14ZM24 153V152H23ZM32 153V152H30ZM35 153V152H33ZM39 153V152H38ZM53 153V152H52ZM62 152H60L61 154ZM63 153L61 154L60 158L59 157H55V162L53 163H56L55 167L57 166L58 168V171L60 172L59 175H61V180H58L61 181L62 184H66L67 183V176L65 177L64 175L66 174V171L69 167L68 165V161H65L64 158H61ZM72 152H70V155H71ZM74 153V151H73ZM72 153V154H73ZM76 153V152H75ZM74 153V154H75ZM80 154L83 153V152H79ZM87 153V152H86ZM84 153V155L86 154ZM92 153V152H91ZM94 153V151H93ZM92 153V154H93ZM98 154V152H95V154ZM114 153V152H113ZM117 153V152H116ZM129 153V151H128ZM141 153V152H140ZM147 153V152H146ZM163 153V152H162ZM161 153V154H162ZM206 153V152H205ZM8 155L10 153H7ZM51 154V153H50ZM67 154V153H66ZM102 154V153H101ZM100 154V157L97 158V163L98 165L100 164L101 166L102 165H105L106 166V170L108 172H114L111 168H113L111 165L112 163L109 162V160L107 158H104V157H101L103 155ZM118 154V153H117ZM119 154V156H120ZM123 154V153H122ZM125 154V153H124ZM139 154V152H138ZM154 154V153H153ZM165 154V153H164ZM200 154V153H199ZM213 154H215V152H213ZM232 154V153H231ZM230 154V155H231ZM7 155V156H8ZM21 155V154H20ZM23 155V154H22ZM28 155V154H27ZM26 155V156H27ZM39 155V154H38ZM45 155V154H44ZM58 155V154H56ZM69 155V154H68ZM68 155H67V158H68ZM82 155V154H81ZM112 155V154H111ZM109 154V157L111 156ZM143 155L146 156V154H144L143 152ZM152 155V153H151ZM150 155V156H151ZM194 156V153L192 154ZM191 155V156H192ZM210 155V153L208 154ZM218 155V154H217ZM216 155V156H217ZM221 155V153H220ZM16 156V154H15ZM40 156V155H39ZM46 156V155H45ZM48 156V155H47ZM46 156V157H47ZM59 156V155H58ZM83 156V155H82ZM96 156V155H95ZM105 156H108L107 154ZM118 156V155H116ZM141 156V155H140ZM149 156V154H148ZM153 156V155H152ZM157 156V155H156ZM156 156H153V157H156ZM168 156V155H167ZM165 156V158L167 157ZM202 157V154L200 155ZM204 156H207V155H204ZM219 156V155H218ZM223 156V155H222ZM234 156V157H235ZM18 157V156H17ZM25 157V156H24ZM52 157H54L52 155ZM70 157V156H69ZM75 157V155H74ZM78 157V153H77V156ZM80 158H85V156L81 157L79 156ZM115 158V156H113ZM128 157V156H127ZM134 157V156H133ZM144 157V156H143ZM198 157V155H197ZM196 157V158H197ZM208 157V156H207ZM213 157V156H212ZM4 158L5 155H4ZM20 158V156H19ZM18 158V159H19ZM23 158V157H22ZM28 158V156H27ZM43 158L45 159V157L43 156ZM48 158H50L48 156ZM73 158V157H71ZM112 158V157H111ZM116 158H119V157H116ZM115 158V159H116ZM124 158V155L121 159ZM145 158V157H144ZM159 157H157L156 160H158ZM169 158V157H168ZM193 158V157H191ZM215 158V157H214ZM218 158V157H217ZM260 158H262L263 160H261ZM2 162L1 164L4 162L3 161V158H1ZM10 159V157H9ZM8 159V160H9ZM16 159V158H15ZM66 159V158H65ZM69 159V158H68ZM76 159V158H75ZM96 159V158H95ZM107 159V160H106ZM210 159V158H209ZM221 159V158H220ZM259 159V160H258ZM25 160V158L23 159ZM49 160V159H48ZM53 159H51L52 161ZM73 160V159H71ZM79 160V159H78ZM84 160V159H83ZM83 160H80V161H83ZM114 160V159H113ZM118 160V159H117ZM150 160V159H149ZM155 160V159H154ZM161 160H164V159H161ZM177 159H175L174 161H176ZM193 160V159H192ZM198 160V159H197ZM18 161V160H17ZM20 161V159H19ZM22 161V160H21ZM26 161V160H25ZM50 161V160H49ZM48 161V162H49ZM50 161V162H51ZM96 162V160H94ZM120 161V160H119ZM142 161V160H141ZM144 161V160H143ZM165 161V160H164ZM169 161V160H168ZM167 161V162H168ZM172 161V160H171ZM8 161H6L7 163ZM11 162V161H10ZM14 162V161H13ZM84 162V161H83ZM115 162V160H114ZM146 162V161H145ZM158 162V161H156ZM198 162V161H197ZM200 162V161H199ZM229 162V161H228ZM235 162V161H234ZM233 162V163H234ZM16 163V162H15ZM19 163V162H18ZM119 163V162H118ZM124 163V161L122 163H120L121 165ZM136 165H137V162L135 161ZM154 163V162H153ZM163 163V162H162ZM174 163V162H172ZM171 162L169 163V166L172 164ZM206 163V161H205ZM230 163V162H229ZM232 163V162H231ZM239 163V162H238ZM248 163V162H247ZM263 163V167L261 166V164ZM17 164V163H16ZM21 164V163H20ZM114 164V163H113ZM119 164V165H120ZM126 163H124V166H125ZM129 164V163H127ZM155 164V163H154ZM159 164V163H158ZM167 164V163H166ZM177 164V162H176ZM214 164V163H213ZM90 165V164H89ZM92 165V163H91ZM93 165H97V164H93ZM92 165V166H93ZM115 165H116V162H115ZM114 165V166H115ZM118 165V164H117ZM116 167H119L117 166ZM133 165H135L133 163ZM140 165V164H139ZM145 165V164H144ZM202 165V163H201ZM209 165V164H208ZM211 165V163H210ZM249 165V166H250ZM5 166V165H4ZM2 165V167H4ZM132 166V165H131ZM141 166V165H140ZM167 166V165H165ZM174 166V167H173ZM2 167L0 166V175H1V172L3 171L2 170ZM52 167V166H51ZM54 167V166H53ZM91 167V166H90ZM94 167V166H93ZM92 167V168H93ZM111 167V168H110ZM121 167V166H120ZM123 167V165H122ZM134 167V166H133ZM173 168H175L176 166L175 165H172ZM203 167V166H201ZM206 167V165L204 166ZM214 167V166H212ZM220 167V166H219ZM6 168V167H5ZM95 168V167H94ZM125 167H123L124 169ZM209 167H207L208 169ZM36 169V167H35ZM115 169V167H114ZM128 169V168H127ZM139 169V168H137ZM204 171L205 169L202 168ZM246 169V168H245ZM117 170V168L115 169ZM121 169H119L120 171ZM132 170V168H131ZM211 169H209L210 171ZM35 171V170H34ZM33 171V172H34ZM57 171V170H56ZM118 171V170H117ZM123 171V170H122ZM128 171V170H127ZM130 171V170H129ZM136 172V170H134ZM137 171H140V170H137ZM213 171V170H212ZM252 171V170H250ZM6 172V171H5ZM126 171H124V174H125ZM133 172V171H131ZM134 172V174H135ZM4 173V172H3ZM128 173V172H127ZM139 173V172H138ZM142 173V172H141ZM207 173V171H206ZM32 174V173H31ZM133 174V173H132ZM131 174V175H132ZM137 174V172H136ZM135 174V175H136ZM33 175V174H32ZM130 174L127 175V177L131 176ZM139 175V174H137ZM250 175V174H249ZM31 176V175H30ZM125 176V175H124ZM252 176V175H251ZM136 177V176H135ZM138 177V176H137ZM144 177V176H143ZM54 178V177H53ZM58 178V176L56 177ZM55 178V179H56ZM134 178V177H132ZM131 178V180L134 182V180ZM146 178V177H144ZM143 178V179H144ZM253 178V177H252ZM1 179V178H0ZM60 179V178H59ZM70 179V178H68ZM135 179V178H134ZM137 179L139 178H136V181H138ZM142 179V180H143ZM149 179V178H148ZM142 180L140 182H142ZM264 180V179H263ZM263 180H261L260 182H263ZM1 181V180H0ZM68 181H71V180H68ZM116 181V180H114ZM135 181V182H136ZM257 181V180H256ZM12 182V181H11ZM56 182V181H54ZM118 182V181H117ZM116 182V183H117ZM144 184H146V180L144 179ZM146 182V183H145ZM7 183V182H6ZM70 183V182H68ZM121 183V182H119ZM130 183V182H129ZM137 183V182H136ZM149 183V182H148ZM258 183V182H257ZM264 183V182H263ZM1 184V183H0ZM13 184V182H12ZM57 184V183H56ZM59 184V183H58ZM115 184V183H114ZM123 184V183H122ZM140 184V183H139ZM143 184V183H142ZM151 184V183H150ZM259 184V183H258ZM10 185V184H9ZM9 185H5V184H1L0 185V192H3L4 194H0V264H24V259H32L34 261L33 258H31V256H35L34 255H31V254H28L27 253V248H29L30 245H37L40 243H37L40 238H41V235H42V232L41 231V227H36L35 223L34 226L32 224L31 226V223H29L27 220L25 219H22L21 217H19L15 211V209L13 208V204H14V201H16L15 199H17V197L15 198V194H17V192L13 195V197L11 198L8 194L5 195V192H10L11 190H13V188L11 189V186ZM68 185V184H66ZM126 185V184H124ZM129 185V184H128ZM136 185V184H135ZM147 185V184H146ZM149 185V184H148ZM60 186H62L60 184ZM118 186V184L116 185ZM131 186V185H130ZM141 186V184H140ZM145 186V185H144ZM143 186L140 187L144 190V192H147L148 191H145V187ZM264 186V184L262 185ZM64 187V186H62ZM66 187V186H65ZM119 187H120V184H119ZM126 187V186H125ZM136 187V186H135ZM138 187V186H137ZM259 187V186H258ZM118 188V187H117ZM123 188V187H122ZM134 187H132L133 189ZM139 188V187H138ZM149 191H150V188H153V187H148ZM136 189V188H135ZM141 189V190H142ZM115 190V189H114ZM124 190V189H123ZM136 190H139V189H136ZM133 189V191H135V193H137V191ZM147 190V188H146ZM261 190V188H260ZM119 191V190H118ZM152 191V190H151ZM131 193V191H129ZM156 192V191H155ZM114 193V192H113ZM117 193V192H116ZM119 194L121 193L118 192ZM127 193V191H126ZM133 193V192H132ZM134 193L135 197L137 198L136 194ZM142 193V192H141ZM140 193V194H141ZM112 194V193H111ZM118 194V195H119ZM129 194V193H128ZM145 194V193H144ZM151 194V193H150ZM156 194V193H155ZM154 194V195H155ZM262 194V193H261ZM19 195V193L17 194ZM16 195V196H17ZM74 195V194H73ZM78 195V193H77ZM117 195V196H118ZM124 194H122L123 196ZM152 194V196H154ZM80 195H78L79 197ZM115 195V198L117 197ZM120 196V195H119ZM130 196V194H129ZM128 196V198H130ZM133 196V195H132ZM139 196V195H138ZM148 196H149V193H148ZM151 196V195H150ZM157 196V195H156ZM155 196V197H156ZM159 196V195H158ZM168 196V195H167ZM170 196V195H169ZM169 196L167 197L169 199ZM20 197V196H19ZM77 197V196H76ZM77 197V198H78ZM134 197V198H135ZM155 197L153 198L155 200ZM70 198V197H69ZM75 198V197H74ZM85 198V197H83ZM114 198V199H115ZM119 198V197H118ZM122 198V197H121ZM120 198V199H121ZM133 198V197H132ZM158 198V197H157ZM166 198V199H167ZM172 198V197H171ZM170 198V199H171ZM71 199V198H70ZM69 199V200H70ZM81 199V198H80ZM151 199V198H150ZM160 201L162 198H159ZM165 198L163 197V200ZM167 199V200H168ZM173 199V198H172ZM63 200V199H62ZM72 200V199H71ZM74 200V199H73ZM76 201H78L79 199H75ZM85 200V199H84ZM124 200H126L124 198ZM130 200V199H129ZM162 200V201H163ZM82 201V199H81ZM81 201L79 202H75V201H72L69 203V208L71 210V212H74L75 213V216H76V213L79 215L80 218H83L82 216H84V214L86 215L87 213H85V204L87 203H80ZM133 201V200H131ZM130 201V202H131ZM137 202V199L135 200ZM157 201V200H156ZM169 201V200H168ZM168 201H165L164 202H168ZM175 201V200H173ZM171 200V202H173ZM22 202V200H21ZM61 202V201H60ZM64 204L66 203L65 201H63ZM87 202V201H86ZM115 202H116V199H115ZM118 203H120V201H117ZM116 202V203H117ZM130 202H127V203H130ZM134 202V201H133ZM155 202V201H154ZM59 203V202H58ZM123 203V202H122ZM132 203V202H131ZM130 203V205H131ZM135 203V202H134ZM139 203V202H138ZM159 203V201H158ZM19 204V203H18ZM63 204V203H61ZM115 204V203H114ZM137 204V203H136ZM136 204H133V205H136ZM140 204V203H139ZM157 204V203H156ZM161 204V203H159ZM169 204H170V201H169ZM168 204V205H169ZM173 204V203H171ZM17 205V204H16ZM117 205V204H115ZM112 207L111 205V209L108 210V212H117V214L121 211L119 208L122 207V206H115ZM121 205V204H119ZM126 205V203H125ZM132 205V207H133ZM153 206H155L154 204H152ZM161 205H165L164 203L161 204ZM160 205V206H161ZM68 206V205H66ZM129 206V205H128ZM141 206V205H140ZM158 206V204H157ZM156 207H149V208H157ZM173 206L174 208V205H171ZM176 206V205H175ZM15 207V206H14ZM59 207V206H58ZM63 207V206H62ZM89 207V205H88ZM87 207V208H88ZM104 207V206H103ZM124 207V206H123ZM138 207V206H137ZM147 207V209H148ZM159 207V206H158ZM166 207V206H165ZM68 207L66 209H69ZM125 208V209H124ZM122 209V211L119 213V215L121 213L124 214V217L125 219H123L124 223L125 224H130V225H133L134 227L135 226H138V224H142V226L144 224L147 223L148 226H150L149 228L150 229H153L155 232L154 234H156V239L158 242L159 238L158 236L160 237L162 235L164 236H167V231H163L164 230V227L168 228V230H172V231H175L174 233L178 234V230H179V227L180 225L182 224H179L178 223V220L177 219V216L179 215V210L181 209H178L177 210V207L175 208V210H173L172 208H168V209H164V211L162 210V206L159 207V209L161 208V210H157V211H153V212H149L147 213L146 215L144 214V211L146 209H144L143 211V214L145 216H143V214L141 215L140 212L138 213L136 210L134 211L133 209L135 208H130V207H124ZM142 208V206H141ZM66 209H64V211H66ZM92 209V208H91ZM106 209V208H105ZM137 209V208H136ZM139 211H140V208H138ZM142 209V210H143ZM158 209V208H157ZM171 209V211L169 210ZM60 210V209H59ZM150 209L147 210V212L149 211ZM166 210V211H165ZM169 210V211H168ZM63 211V209H62ZM104 211V210H103ZM182 211V209H181ZM185 211V210H184ZM59 212V211H58ZM69 212V211H67ZM93 212V211H92ZM95 212V211H94ZM107 212V211H105ZM142 212V211H141ZM88 213H89V210H88ZM113 213V214H114ZM184 213V212H183ZM57 214V212H56ZM67 214V213H66ZM69 214V213H68ZM67 214V215H68ZM90 214V213H89ZM88 214V215H89ZM109 214V213H108ZM116 214V213H115ZM60 215V213H59ZM63 215V214H61ZM70 215V214H69ZM91 215V214H90ZM182 215V214H181ZM184 215V214H183ZM64 216V215H63ZM94 216V215H93ZM107 216V214H106ZM111 216V215H110ZM116 216V215H115ZM114 216V217H115ZM121 216V215H120ZM73 217H74V214H73ZM90 217V216H89ZM95 217V216H94ZM119 216L117 215V218ZM69 218V217H68ZM180 218V217H179ZM76 220H78V217L75 218ZM91 219H93L91 217ZM111 219V218H110ZM109 219V220H110ZM184 219V218H183ZM89 220V219H88ZM115 221V219H112ZM118 220V219H116ZM122 220V219H121ZM213 220V219H212ZM211 219L209 221H212ZM91 221V220H90ZM90 221H86L84 222V218H83V222L86 223L87 225H89ZM208 221V224L210 225V228L214 227L215 226V222H209ZM215 221V220H214ZM74 222H76L74 220ZM79 222V221H77ZM121 223V227H122V221H120ZM92 224H94L93 222H91ZM90 223V225H91ZM75 224V223H74ZM187 224V223H186ZM72 225V224H71ZM83 225V223L81 224ZM86 225V228L83 230L84 234L88 235L90 233H92L93 231L89 232L90 231V228ZM118 225V224H117ZM129 225V231H130V228L132 229V227H130ZM163 225V230L161 229V226ZM183 225V224H182ZM77 226V225H76ZM106 226V225H105ZM111 226V225H109ZM146 226V225H145ZM68 228V226H66ZM70 227V225H69ZM73 227V226H72ZM72 227H70L71 229H73ZM84 228V226H77V228ZM125 227V226H124ZM141 227V226H139ZM144 227V226H143ZM147 227V226H146ZM65 228V227H64ZM64 228H60L62 230H64ZM65 228V229H67ZM80 228L78 231H80ZM106 228V227H105ZM127 229V227H125ZM137 228V227H136ZM134 228L133 230L135 231ZM159 228L164 232H160L161 230H159ZM181 228V227H180ZM215 228V227H214ZM74 229H76L74 227ZM92 229V228H91ZM108 229V228H107ZM142 228H140L139 230H141ZM144 229L146 230L147 228L144 227ZM184 229V228H183ZM187 229V228H186ZM70 230V229H68ZM124 230V229H123ZM138 231V229H136ZM145 230H141L142 233L140 232H136V234L133 236L132 234V237H129L130 239L126 240H122V239H118V240H114V241H111V240H108L110 238H108L106 241L108 243H104L102 242V244L98 245V242L97 244L92 247V248H95V250L97 251V256L96 257L97 259L93 262V263H84L81 259V257L79 255H76L77 254V250H74L76 253L74 254L73 253V257L70 259V257L66 256V255H63V256H66L67 258H69V262H71L70 264H125L130 262L131 264H143L142 261L143 259H145L146 257L148 256H152V255H155L154 257H156V254H158V252L156 253V251L154 252L153 250H151V244L149 243V240H147L149 237H150V234H149V237L147 236L148 234H145ZM149 230V229H148ZM185 230V229H184ZM67 231V230H65ZM106 231V230H104ZM132 232V233H135V232ZM147 231V230H146ZM151 231V230H150ZM171 231V233H173ZM181 231V230H180ZM70 232V231H69ZM69 232H66L69 233ZM72 232V231H71ZM70 232V233H71ZM74 232V231H73ZM89 232V233H88ZM125 232V231H124ZM149 232V231H148ZM186 232V231H185ZM69 233V234H70ZM76 233H78L76 231ZM81 233V232H80ZM88 233V234H87ZM151 233V232H150ZM173 233V234H174ZM181 232H179L178 236L180 235ZM183 233V232H182ZM188 233V232H187ZM186 233V234H187ZM61 235V233H59ZM170 234V233H169ZM185 233H183L182 235H184ZM184 235V237L182 236V238H185V236L187 235ZM44 235V234H43ZM63 235H64V232H63ZM75 235V234H74ZM73 235V236H74ZM77 235V234H76ZM92 235V234H91ZM90 235V236H91ZM120 235V234H119ZM151 235H153V233H151ZM218 235V234H217ZM216 235V236H217ZM66 238L68 239L69 237H72V233H71V236L69 235H65ZM69 236V237H67ZM106 236V235H105ZM125 237H128V235L126 236L123 235ZM122 236V237H123ZM215 236V237H216ZM44 237V236H43ZM60 237V236H58ZM88 239L90 238L89 236H87ZM153 237V236H152ZM170 237V236H169ZM172 237V236H171ZM170 237V238H171ZM221 236H219L220 238ZM56 238V237H55ZM62 238V237H61ZM62 239L61 241H65L67 239ZM86 238V236H85ZM124 238V237H123ZM155 239V237H153ZM161 238V237H160ZM165 238V237H164ZM168 237H166L165 239H167ZM179 238V237H177ZM190 238V237H188ZM193 238V236L191 237ZM190 238V239H191ZM43 239V238H42ZM54 239V238H53ZM71 240L73 238H70ZM76 239V238H75ZM78 239V237H77ZM152 239V238H151ZM153 239V240H154ZM155 239V240H156ZM163 239V238H162ZM164 239V240H165ZM181 240V238H179ZM221 239V238H220ZM45 240V239H44ZM49 240V239H48ZM57 240V239H56ZM55 239L52 240L53 243L54 241L57 243L58 241H56ZM60 240V239H59ZM70 240V241H71ZM74 240V239H73ZM87 240V239H86ZM102 240V239H101ZM163 240V241H164ZM172 241V238L170 239ZM194 240V239H192ZM196 240V238H195ZM200 240V239H198ZM215 240V238H214ZM213 240V241H214ZM216 240H217V237H216ZM69 241V239H68ZM80 241V239L78 240ZM77 241V243H79ZM82 241V239H81ZM84 241V239H83ZM152 241V240H151ZM161 241V239H160ZM167 241V240H166ZM169 241V240H168ZM167 241L166 243V247L167 249L169 248V244ZM170 241V242H171ZM182 241V240H181ZM180 241V242H181ZM187 241V238L186 240ZM190 241V240H189ZM189 241L185 242L186 244L189 243ZM205 241V240H204ZM212 241V240H211ZM218 241V240H217ZM220 241H223L222 239ZM35 242V243H34ZM43 242V241H42ZM51 242V241H50ZM60 242V241H59ZM72 242V241H71ZM100 242V241H99ZM154 242V241H153ZM179 242V241H178ZM179 242V243H180ZM199 242V241H198ZM202 242V241H201ZM215 242V241H214ZM224 242V241H223ZM223 242H221V244H223ZM66 243H68L66 241ZM76 243V244H77ZM159 243V242H158ZM160 243H163V242H160ZM159 243V244H160ZM182 243V242H181ZM179 246L176 245V242H175V245H171L170 243V248H169V251H174V254H176V258L175 260H177V262L180 264H197L199 261H201L202 264H212L213 261L216 259V257L218 256L219 257V253H217V255L215 256L214 254H212L211 252H204V255L201 257H198V258H201L199 261L196 260V259H193L192 261L191 260H188V258L186 259V262H183V259L188 257V252H189V245H186L184 242L183 244H181ZM195 243V242H194ZM193 243V244H194ZM212 243V242H209V244ZM219 243V242H218ZM226 243V242H224ZM55 244V243H54ZM58 244V243H57ZM73 245V243H71ZM75 244V243H74ZM158 244V245H159ZM185 244V245H184ZM196 244H197V241H196ZM200 244V243H199ZM207 244V243H206ZM205 244V245H206ZM207 244V245H209ZM220 244V245H221ZM43 245V244H41ZM161 245V244H160ZM192 245V244H190ZM215 245V243L213 244ZM21 248L23 247V250H21L20 252L17 251V248L20 247ZM56 246V245H55ZM163 246V245H162ZM186 246H189L186 248ZM198 246V245H197ZM211 246V245H209ZM34 247V246H33ZM36 247V246H35ZM38 247V246H37ZM43 247V246H42ZM46 247V246H45ZM54 247V246H53ZM158 247V246H157ZM157 247H156V250H157ZM161 246H159V249H160ZM192 247V246H191ZM206 247V246H205ZM32 248V247H30ZM39 248L41 249V247L39 246ZM163 248V247H161ZM165 248V247H164ZM210 248V247H209ZM20 249V248H19ZM33 249V248H32ZM46 249V248H45ZM51 249V248H50ZM158 249V250H159ZM166 249V251H168ZM42 250V249H41ZM43 250H44V247H43ZM49 251V249H47ZM206 250V249H205ZM212 250V249H211ZM36 251V248L35 250ZM90 251V250H89ZM93 251V250H92ZM161 251V250H160ZM165 251V250H164ZM162 252L161 254L164 253V256L163 258L159 257L160 261L159 264H175L177 262H174L172 260L174 259H170L169 257V254L168 252ZM213 251V250H212ZM30 252V251H28ZM39 252V251H38ZM47 252V251H45ZM73 252V251H72ZM70 252V253H72ZM94 252V251H93ZM36 253V252H35ZM43 253V252H42ZM79 253V251H78ZM81 253H83L81 251ZM87 253V252H86ZM206 253V254H205ZM160 254V253H159ZM158 254V255H159ZM160 254V255H161ZM173 254V255H174ZM31 255V256H30ZM41 255V254H40ZM84 257H85V254H83ZM87 255V254H86ZM159 255V256H160ZM171 255V256H173ZM191 255V254H190ZM189 255V256H190ZM202 255V254H201ZM47 256V257H45ZM62 255H60L58 253V250H50L47 254H45L43 256V258H47L45 259V261H43V258L40 257V260L38 261H43L42 263L40 262V264H60L58 262H60L59 260L61 259ZM82 256V255H81ZM175 256V255H174ZM65 257V258H66ZM153 257V258H154ZM36 258V257H35ZM64 258V259H65ZM150 258V257H148ZM147 258V259H148ZM172 258V257H171ZM192 258V257H189V259ZM194 258V257H193ZM197 258V259H198ZM42 259V260H41ZM63 259V257H62ZM157 259V257H156ZM219 259V258H218ZM222 259V257H221ZM67 260V259H66ZM83 260H86V259H83ZM128 260V261H126ZM146 260V259H145ZM151 260V259H150ZM27 261V260H26ZM36 261V260H35ZM63 261V260H61ZM147 261V260H146ZM154 261H155V258H154ZM153 261V262H154ZM157 261V260H156ZM221 261V260H220ZM68 262V261H67ZM90 262V261H89ZM150 262V261H148ZM224 262V261H223ZM30 263H31V260H30ZM34 263V262H33ZM62 263V262H61ZM66 263V261H65ZM63 263V264H65ZM128 263V264H130ZM151 263V262H150ZM156 264V262H154ZM200 263V264H201ZM215 263V262H214ZM225 263V262H224ZM27 264V263H26ZM32 264V263H31ZM35 264V263H34ZM36 264H39L36 263ZM149 264V263H148ZM158 264V263H157ZM216 264H217V261H216ZM223 264V263H222Z\"/></svg>",
    "mask_w": 264,
    "mask_h": 264
}]
</instances>
